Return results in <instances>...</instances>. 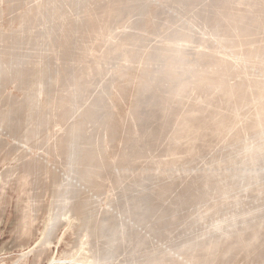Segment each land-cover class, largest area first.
<instances>
[{
  "label": "rangeland",
  "instance_id": "rangeland-1",
  "mask_svg": "<svg viewBox=\"0 0 264 264\" xmlns=\"http://www.w3.org/2000/svg\"><path fill=\"white\" fill-rule=\"evenodd\" d=\"M48 1H54V0H45V2H48ZM55 1H57L56 3H58V6H60L59 8H61L62 7V5H64L63 7H62V14H64V12H65V17L67 18H65V22H63V24L64 23H66L65 25H67V26H73L76 30L77 29H79L80 27L82 28V29H84L83 27H84V24H82V22H83V20H84V22H85V18L83 17V10H84V6L83 5H85V7H86V5L88 6V7H90L91 6V8H101V6H99L100 5V3H103V2H100V3H96V2H98V0H95V1H92L91 0V2H89V1H84L83 3H82V1L81 0H55ZM60 1H61V3H60ZM70 1V2H69ZM72 1V2H71ZM74 1V2H73ZM137 1H139V2H137ZM132 0V2H131V4H130V6H131V10L132 11H130L131 13L128 15L127 13H124L125 11H126V8H124L125 10H123V14L121 15V18L122 19H120V20H118L117 19V21L115 20L114 21V23L111 21V26H112V24H113V26L111 27L110 26V29H111V31L109 30V28H108V30H107V32L108 33H110V34H108L107 33V38H108V36H111V35H113V36H115V34L114 33H116L117 35L118 34H122V35H126L127 33H134V35H135V42L137 43V47H136V50H134V48H133V46L131 47V48H133V50L132 51H130L131 53L132 52H135V54L133 55L134 56V58H133V60H132V62H131V67H127L126 68V70H125V66L123 67V68H121L120 69V72L122 71V73L121 74H123V71L124 72H128V71H130L129 73H128V75L127 76H122V75H119V77H117L116 76V78L112 75L111 76V74L109 75V72L111 73V70L113 71V65L115 64V65H117L118 64V62H119V64L117 65V66H119L120 65V60H117L116 61V63H115V61L114 60H109V62L108 61H106V63L105 62H101L102 63V67L104 68V69H106V70H104L103 68V70L100 68L99 70H100V72L98 71V70H95V71H92L91 72V74L89 75L90 77V82H91V84H89L88 86L90 87H87V88H85V89H83L82 91H79V93L78 92H76V94H74V97L73 96H71L72 97V104L73 105H71L72 107H70V109L68 110L67 109V113H68V115H69V112H71L70 113V116H68L67 115V113H66V111H64V113H65V115H62L63 117H64V119L61 117V118H57L56 117V115H50L49 116V114L50 113H48V110H47V115L45 114V116H43V117H41L40 115H39V111H40V108H41V106L40 105H43L44 107H49L50 105H48V104H51L52 102H50L51 101V99L52 100H54V99H56L57 98V96H61V98L62 97H64V96H67L68 95V91H66L67 90V88H69L68 87V81L65 79V78H61V80L59 81V85H57V83H55V77L52 79V77L54 76V72H56L57 70H61V68H63L62 70L64 71V72H67V71H65V69H69V71L68 72H73V73H75V74H78L76 71L77 70H79L80 68H82V66H80V65H82V64H78L77 63V60L79 59V57H80V59L81 58H83V56L84 55H86V50H92V51H95V53L97 54H101V52H103V51H105L108 47V50L110 49V47H111V42L109 41V42H107V38H102L103 40H99L98 42H94L93 43V41H88V40H91V39H89V38H87V37H89L88 35L87 36H85V34L83 35L82 33V31H80V30H77V31H75L72 35H71V37L73 36V38H71V42H70V44H68V52L66 53V54H62V53H60V51H56V50H54V49H57L58 48V50H59V40L57 39L58 37H61L60 36V32H58L57 30V27L58 26H60V25H62V21L64 20H62V18H60V17H56V18H54V20H52V18H51V16H49L48 17V19H47V17L46 18H44L43 16L44 15H42V14H38L37 12H31V13H29V16L27 15L28 14V10H29V12L32 10V9H34V7H36L38 4H40V3H43L44 1L43 0H0V13H1V15H0V31H2V32H4L2 35H1V32H0V36H3V39L1 40V38L2 37H0V45H2L3 47H0V51L2 52V50L4 51L5 49H7L6 51H4V52H8V53H10V55H12V57L13 58H11V56L9 55V56H7V61L8 60H11L12 62H10L11 63V65H12V63H13V61H14V58L16 59L15 61H17V62H15L14 61V67H12V69L10 70H8L7 71V69L6 70H2V68L5 66H3V63H4V61H2L1 63H0V70H2L3 72H1L0 73V87L1 86H3V87H1L0 88V92H1V96H0V120H1V117H2V113H3V116L10 110V109H12L13 107H15V109H17L15 112V114H14V116H12V117H10L8 120H4V119H7V118H5V116L4 117H2V119L5 121V122H3V120L1 121V122H3V123H1L0 124V131H1V129H2V131L0 132V140H1V138H2V141H0V264H51V262H53L52 264H74L75 262H78L79 264H85V259H84V256H85V254H87L88 256H90V257H93V258H97V261H96V263L97 264H107L108 262V264H124V262H125V264H141L143 261H144V258L146 259V255L147 256H149L148 254H145L146 252H149V250H156L157 249V251H161L162 249V251L163 252H165V254L166 253H168V251H169V253L168 254H166V255H164V256H169V255H171V256H169L168 258L167 257H165L166 259H164L165 261H163V263L162 264H193V263H190V261H188V260H190V259H192L191 257H192V249H197V248H199V249H197V251H196V253L198 252V254L200 255L201 253H202V251H201V248L200 247H202V244H203V241H204V245L207 243V242H211V241H213V240H218V238L220 239V238H222V237H225V234H228V233H232L231 234V237L233 236L234 238H235V235L236 234H233V233H242V231H244V230H246V229H248L249 227H248V225H250L251 227H256L258 224H262L263 226H262V229H261V232L264 234V187H262V183L264 182V152H262V153H260L259 155H258V157L257 158H254V157H249V156H247L246 155V152L244 151V149H243V146H244V143H241V141H237L236 143L235 142H228V144L227 143H223V142H220L219 140H218V138H217V134H215V133H211V129H210V127H213V124L211 125V124H209L208 123V121H206L207 123H208V125H206V128L205 129H207V128H209V129H207V130H205V132H206V134H205V132H203V134H201L199 137L200 138H203V139H200V141H197V143H196V145H195V151H190V150H187L189 147L187 146L188 145V143H186V142H184V144H180L181 146H183V147H181V146H179L178 148H177V151L179 152L180 150V152L179 153H181V154H184V155H182V157H180L178 160H177V162L175 163V164H177L181 159L183 160H181L179 163H178V165H171V166H165L164 165V163H166L165 161H167L169 158H168V155H169V151H167L168 150V148H169V143H171V142H169V135L172 133V131L175 129V119H173L174 117H173V115L172 114H167V115H165V117L166 118H164V120L166 119V121H163L162 119V117H163V115L161 114V112L160 111H158V113H157V117L154 119V123H153V125L152 126H150L149 128L151 129V130H153V131H155L154 133H156V136H153L152 137V139H148V141L144 144V148H145V150H144V148L142 147V149L140 148L139 150H138V152H137V155L140 157L141 155V158H140V160L141 161H139V157H137V160H136V162H135V165L134 164H132V166H130V167H128V168H125V167H123L122 166V169L120 168V165H119V167H115L114 169L112 168H110V170L108 169V171H104V178L102 177V179L100 180L101 182H100V186H99V188H96L95 187V183L93 184V183H91V184H89L86 180H84V173L82 174V169H84V166H83V164H81L80 162L82 161V159H81V157H82V155H83V153H84V151H85V147H86V145H85V143H83V146L82 145H78L77 144V146L78 147H80V149L77 147V146H75L74 147V145H75V143H78V141L81 139L80 137H74V136H71L72 137V139H71V137L69 138V136L70 135H67V136H65L66 134H64V133H66L68 130H69V128H70V126H71V124H72V122L73 121H75V119L77 120V118L76 117H78L79 118V116L80 115H78V113L79 112H82V110L84 111V109H85V107L87 108L88 106H90V104H92V103H94V102H92V100L93 101H97L98 99L100 100V102L101 103H103V104H106V99H105V96L103 97V98H97L100 94H102V95H104V93H105V91L106 90H110V86H109V84H114V86H115V88H114V90H112L111 89V92H113V94H112V97H113V99L115 100V120H116V122H117V124H118V126H117V132H115L116 134H112L113 136H107V138H105L106 139V150H105V156L108 158V160L109 161H114V160H116V161H118V160H120L122 157H121V154L122 155H124V154H126L127 153V151H129L130 150V148H132V145H131V142H134V141H131V137H132V132L134 131V125L133 124H135L134 122L132 123V120H131V118H129V115H131L132 114V112L134 113V111H137L138 113H142L140 116H142V117H144L145 118V116L146 115H144V113H145V111H144V108H146V106H145V103H144V101H146V98H145V100H144V97H146L145 95L146 94H144V96H142L143 95V93H141V91H142V89H144V86H143V83H141L140 84V81H142V78H143V76H141L142 75V72L144 71V68H146V62L148 61V57L150 58V55H153V53H154V48H155V45H157V44H159L161 41H164V40H166L167 38H169V35L168 34H170L169 32H170V30L172 29V30H174L175 29V26L177 25H180L179 27L181 28H184V32L186 33V34H184L185 35V37H184V40L186 41L185 43H187V46L185 47V50L186 51H188V52H186V53H184V55H188V54H190V55H188L189 57H194L195 55H193V51L195 50V48L194 47H198V46H200L201 44L202 45H205V46H209V47H211V48H213V50L215 51V50H218V51H224L225 52V50H226V52L229 50V45H231V43L233 42V41H235V40H242L241 39V37L246 41V43L249 45H254L255 47H259L260 45H264V28H259V27H257L256 26V24L254 23V24H252L253 23V18H252V15H256L257 17H260V18H262L261 16H260V14L261 13H264V9L263 8H260L261 6L260 5H257L259 8H255V10H256V12H255V10H254V7L253 8H251L252 7V5H250L252 2H250V0H242V1H244V2H248V4L249 5H247V6H244V5H241L238 9H244V8H251L250 9V11H248L247 13H245L244 15V18L242 19V20H239V18L236 16H233V14L231 13V10H233V9H231V10H229L230 8H229V6H230V3H231V1H233V0H222V2H221V0L219 1V0H191L190 2H192V1H195V2H193V7L195 6V4H196V6L193 8V13H189V12H187V11H183V12H180L178 9H176L175 7L176 6H178L179 5V2H180V0H145V1H142V0ZM142 3H141V2ZM179 1V2H178ZM223 1H225V2H223ZM228 1H230V2H228ZM260 1H262L263 3H264V0H260ZM15 2V3H14ZM22 2V3H21ZM31 2H33V3H36V4H33V3H31ZM68 2H69V4H68ZM76 2H78L77 4H75ZM136 2V3H135ZM152 2V3H151ZM159 2H161V3H159ZM173 2H174V4L175 3H177V5L175 6L174 4H173ZM189 2V3H190ZM206 2V3H205ZM208 2V3H207ZM220 2V5H221V8H219L218 6H219V3ZM228 2V3H227ZM65 3V4H64ZM75 4V5H73V4ZM82 3V4H81ZM86 3V4H85ZM93 5H92V4ZM95 3V4H94ZM134 3V4H133ZM139 3V4H138ZM145 3V4H144ZM150 3V4H149ZM167 3H170V4H167ZM182 3V2H181ZM185 3V2H184ZM225 3H226V6H225ZM22 4V5H21ZM33 4V5H32ZM91 4V5H90ZM99 4V5H98ZM106 3H104L103 5H105ZM138 4V5H137ZM166 4V5H165ZM202 4V5H201ZM204 4V5H203ZM210 4V5H209ZM214 4H216V6L214 5ZM218 4V5H217ZM227 4H228V6H227ZM232 4H233V2H232ZM231 4V5H232ZM9 5V6H8ZM12 5V6H11ZM29 5V6H28ZM34 6V7H32V6ZM36 5V6H35ZM66 5V6H65ZM98 5V6H97ZM102 5V6H103ZM148 5V6H147ZM165 6V8H164V6ZM172 5H173V7H174V10L172 9ZM209 5V7H207ZM11 6V7H10ZM67 6H69V7H67ZM79 6V7H78ZM146 6V7H145ZM162 6V7H161ZM200 6V7H199ZM212 6V7H211ZM222 6H224L225 8H223L222 9ZM256 5H255V7H257ZM10 7V8H9ZM72 7V8H71ZM75 7V8H74ZM83 7V8H82ZM145 7V8H144ZM160 7H161V9H160ZM171 7V8H170ZM205 7H207L206 9L208 10L207 11V14L205 13V12H202L203 10H204V8ZM15 8V10H13ZM31 8V9H30ZM77 8V9H76ZM83 10H82V9ZM133 8H135V9H133ZM136 8H137V10H138V12H137V10H136ZM197 8V9H196ZM9 9V10H8ZM11 9H12V11H11ZM65 9H67V10H65ZM71 9V10H70ZM73 9V10H72ZM75 9V10H74ZM79 9V10H78ZM140 9V10H139ZM147 9V10H146ZM162 9H164L163 11H162ZM169 9V10H168ZM199 9V10H198ZM218 9H220V14H219V11H217ZM221 9L222 10H224V11H221ZM17 10H18V12H17ZM26 10V11H25ZM81 10V11H80ZM96 10H98V9H96ZM134 10V11H133ZM141 10H142V12H143V14H142V12H141ZM168 10V11H167ZM171 10V11H170ZM194 10H196L197 11V13L194 11ZM228 10V11H227ZM78 11V12H77ZM83 11V12H82ZM95 11V10H94ZM128 11V10H127ZM137 13H136V12ZM147 11V12H146ZM160 11V12H159ZM162 11V12H161ZM165 11H167V12H165ZM179 13H178V12ZM230 11V13H228ZM11 12V13H10ZM47 12V11H46ZM45 12V13H46ZM71 12H73V13H71ZM75 12V13H74ZM77 12V13H76ZM170 12V13H169ZM172 12H173V14H172ZM177 12V13H176ZM202 12V13H201ZM236 12V11H235ZM255 12V14H253ZM16 13V14H15ZM18 13H20V14H18ZM22 13H23V15H22ZM25 13V14H24ZM44 13V14H45ZM79 13H81V14H79ZM136 13V14H135ZM169 13V14H168ZM183 13H184V16H183ZM187 13H189L191 16H193L191 19L189 18V17H191L189 14H187ZM252 13V14H251ZM12 14V15H11ZM17 14H18V17H17ZM31 14V15H30ZM47 14V13H46ZM67 14H69V16H71V17H69ZM78 15V16H76V15ZM127 14V16H125ZM133 14H135V15H137L138 14V17H136L135 15L134 16H132L131 17V15H133ZM142 14V15H141ZM159 14V15H158ZM176 14H178L177 16H176ZM180 14V15H179ZM217 14V15H216ZM224 14H226V15H224ZM27 16L26 18H27V20L25 19V21H23L24 20V18H25V16ZM37 15V16H36ZM38 15H40V16H38ZM42 15V16H41ZM48 15V14H47ZM76 16V18L77 17H79V18H75V16ZM81 15V16H80ZM142 16V17H140V16ZM169 15V16H168ZM173 15V16H172ZM175 15V16H174ZM186 15V16H185ZM199 15V17H202V20H203V22L206 24V31H204L203 29H200V28H198V26H194V31L196 32L195 33V35L193 34V33H190V32H188V31H186V30H188L187 28H188V26L190 27V30H191V28H192V24L190 25L189 24V20H191L192 21V19L193 20H195L194 19V17H197V16ZM216 15V17H214ZM220 15V16H219ZM224 15V16H223ZM232 15V16H231ZM9 16H11V20H10V17ZM15 16V17H14ZM20 16V17H19ZM24 16V17H23ZM31 16H32V18H31ZM36 18V20H34L35 18ZM53 16V15H52ZM73 16V17H72ZM169 17V18H167V17ZM172 16V17H171ZM182 16V17H181ZM187 16H189V17H187ZM221 16H223V17H221ZM17 17V18H16ZM39 17H40V19H39ZM81 17V18H80ZM128 17V18H127ZM130 17V18H129ZM136 17V18H135ZM160 17V18H159ZM171 17V18H170ZM184 17V18H183ZM227 17H229V18H227ZM254 17V16H253ZM16 18V19H15ZM22 18V19H21ZM77 20H75V19ZM134 20H133V19ZM141 18H143V20L141 19ZM173 18V19H172ZM188 20H186V19ZM213 18V19H212ZM221 18H225V19H221ZM233 18H235V19H233ZM32 20V22H35L34 23V26H32V22L30 21V20ZM51 21H50V20ZM56 19V20H55ZM69 19V20H68ZM125 19V21H123ZM126 19H128L127 21H126ZM137 19V20H136ZM138 19H139V21H138ZM140 19L142 20V23L144 24V30H143V28H142V30L137 26V24L136 23H138V22H141L140 21ZM183 21H182V20ZM209 19V20H208ZM233 19V20H232ZM43 20H45V21H43ZM49 20V21H48ZM75 20V21H74ZM136 20V21H135ZM205 20V21H204ZM211 20V21H210ZM217 20L219 21V24H218V22H217ZM224 20V21H223ZM229 22V24L231 25L232 24V26H230L229 24H228V22ZM232 20V21H231ZM237 20V21H236ZM254 20H255V18H254ZM13 21V22H12ZM23 21V22H22ZM37 21V22H36ZM121 21V22H120ZM131 21V22H130ZM134 21V23H132ZM138 21V22H137ZM162 21V22H161ZM166 21V22H165ZM177 21V22H176ZM246 21H248V25L246 24L245 25V22ZM23 24H22V23ZM26 22V23H25ZM40 22H41V24H42V26H41V24H40ZM69 22H70V24H69ZM83 22V23H84ZM130 22V23H129ZM164 22V23H163ZM176 24H175V23ZM185 22V23H184ZM187 22V23H186ZM193 22V21H192ZM225 23V24H223V23ZM230 22H232V23H230ZM234 22V23H233ZM241 22H243L242 23V25H241ZM29 23L31 24V25H29ZM37 23H38V25H39V27H38V25H37ZM55 23H57V26H56V24ZM60 23V24H59ZM81 23V24H80ZM120 23V24H119ZM128 23V24H127ZM180 23V24H179ZM214 23H216V24H218V25H216V24H214ZM220 23H222L221 25H220ZM22 24V25H21ZM24 24H26V25H24ZM28 24V25H27ZM47 24V25H46ZM59 24V25H58ZM117 24V25H116ZM182 24V25H181ZM211 24V25H210ZM226 24H228L227 26H225ZM245 26H244V25ZM37 25V26H36ZM45 25V26H44ZM48 25L51 27H48ZM130 27H129V26ZM165 25V26H164ZM215 27H214V26ZM222 25H223V27H222ZM239 25V27H240V30L242 31V29H243V26H244V28H245V31H243V33H240L241 35H244V36H239V34H238V36L237 37H240V38H236V37H234L233 38V36L235 35V33H234V29H235V27L234 26H238ZM19 26H20V28H19ZM21 26H22V28H21ZM25 26H27V27H25ZM32 26V27H31ZM52 26H53V28H55V29H52ZM83 26V27H82ZM125 26H127V28L125 27ZM184 26V27H183ZM186 26H187V28H186ZM209 26V27H208ZM218 26H219V31L220 32H218V30H217V28H218ZM30 27V28H29ZM42 27V28H41ZM43 27H45V28H43ZM125 27V28H124ZM131 27H133V29H128V28H131ZM171 27V28H170ZM173 27V28H172ZM178 27V28H179ZM199 27H203V26H200L199 25ZM213 27V29H211ZM225 27H227V28H225ZM230 27V28H229ZM232 27V28H231ZM248 27V28H247ZM6 28V29H5ZM14 30H13V29ZM19 28V29H18ZM23 28H25V29H23ZM33 28H36V31H35V29H33ZM38 28V29H37ZM47 28V29H46ZM59 28V27H58ZM68 28V27H67ZM112 28H114V29H112ZM134 28H137V29H135L134 30ZM177 28V27H176ZM41 29V32L39 31ZM57 29V30H56ZM125 29H127V31L125 30ZM199 29V30H198ZM215 29H216V32H215ZM223 29V30H222ZM228 31H227V30ZM18 30V31H17ZM22 30H23V32H22ZM25 30V31H24ZM29 30H30V32H29ZM31 30H33V31H31ZM45 30H47V32H45ZM55 30H56V32H55ZM117 30V31H116ZM120 30V31H119ZM125 32H124V31ZM141 30V31H140ZM158 30H159V32H158ZM10 31H14L15 33H12V32H10ZM43 31V32H42ZM51 31V33L53 34V35H51V33L48 35V33ZM80 31V32H79ZM116 31V32H115ZM122 31H123V33H122ZM128 31H130V32H128ZM133 31V32H132ZM200 33H199V32ZM205 33V34H207L206 36H205V34H203V32ZM210 34H212L213 35V39H214V44L212 43L213 41H210L211 43H209V41L207 40V37L208 36H210V35H208L209 33ZM222 31H225L224 32V34H223V32ZM233 31V32H232ZM7 32H9L8 34H7ZM19 32V33H18ZM22 32V34H21V38H20V33ZM29 34H28V33ZM31 32H33V34L31 33ZM114 32V33H113ZM118 32V33H117ZM135 32H136V34H135ZM140 34H139V33ZM252 32V33H251ZM12 33V34H11ZM42 33V34H41ZM57 33V34H56ZM125 33V34H124ZM221 33V34H220ZM231 33V34H230ZM11 34V37H9V35ZM19 34V36L17 37V35ZM26 34V35H25ZM44 34V35H43ZM47 34V35H46ZM74 34H76V35H74ZM79 34H81V35H79ZM139 36H138V35ZM196 34H198V35H196ZM219 34V35H218ZM229 36H228V35ZM251 34H253V35H251ZM8 35V37L7 38H5L6 36ZM14 35V36H13ZM16 35V36H15ZM24 35H25V37H24ZM34 35H36V36H34ZM122 35H120L121 37H122ZM137 35V36H136ZM171 35V34H170ZM200 35H202V36H200ZM218 35V36H217ZM224 35V36H223ZM227 35V36H226ZM28 36H30V37H28ZM39 36V37H38ZM44 37L43 38V41H42V38L41 37ZM86 38H85V37ZM148 36V37H147ZM152 36V37H151ZM187 36V37H186ZM189 36V37H188ZM205 36V37H204ZM14 37V38H13ZM35 39H34V38ZM46 37H47V39H46ZM53 37H54V39H53ZM84 37V38H83ZM151 37V38H150ZM159 37V38H158ZM162 37V38H161ZM215 37V38H214ZM262 37V38H261ZM11 38V39H10ZM16 38H18V39H22V40H24L23 42L22 41H20V40H17ZM24 38H29V39H24ZM33 38V39H32ZM38 38V39H37ZM49 38V39H48ZM76 38V39H75ZM81 38H82V40L83 41H80L81 40ZM111 38H115V37H112L111 36ZM110 38V39H111ZM136 38H139V39H136ZM154 38V39H153ZM188 38V39H187ZM206 38V39H205ZM225 38V39H224ZM10 39V40H9ZM15 40V41H13V40ZM46 39V40H45ZM73 39V40H72ZM79 39V40H78ZM86 39H88V40H86ZM109 39V40H110ZM142 39V40H141ZM148 39H149V41H152V43L150 42L149 43V41H148ZM150 39H152V40H150ZM163 39V40H162ZM196 39V40H195ZM9 40V41H8ZM12 40V41H11ZM38 40V42H36ZM50 40H52V42L53 41H55V42H51ZM140 40V41H139ZM159 42H158V41ZM169 40V39H168ZM189 40H190V42H189ZM192 40V41H191ZM7 43H5V42ZM12 42V44H9V43H11ZM26 41V42H25ZM29 41V42H28ZM34 41V42H33ZM76 41V42H75ZM79 41V42H78ZM147 41V42H146ZM167 41V40H166ZM188 41V42H187ZM203 41V42H202ZM2 42H3V44H2ZM19 42H21V44L19 43ZM41 42V43H40ZM58 42V43H57ZM79 43V45H78V43ZM82 42H84V43H82ZM87 44H86V43ZM192 42V43H191ZM20 45H19V44ZM28 45L29 43H31L32 44V46L30 45H26V44ZM46 43V44H45ZM49 43V44H48ZM53 44V47L51 48L50 47V45L51 44ZM73 43V44H72ZM92 43V44H91ZM108 43V44H107ZM110 43V44H109ZM144 43V44H143ZM201 43V44H200ZM224 43V44H223ZM5 44V45H4ZM16 44V45H15ZM34 44V45H33ZM38 44V45H37ZM86 44V46H84ZM106 44V45H105ZM140 44V45H139ZM143 44V45H142ZM145 44L146 45H148V46H145ZM195 44V45H194ZM221 44V45H220ZM8 45V46H7ZM10 45V46H9ZM22 45V46H21ZM37 45V46H36ZM41 47H40V46ZM48 45V46H47ZM56 45H57V47H56ZM71 45V46H70ZM73 45V46H72ZM80 45H82V46H80ZM89 45H90V47H89ZM142 45V46H141ZM193 45V46H192ZM211 45V46H210ZM213 45V46H212ZM218 46V47H216V46ZM248 45H247V47H248ZM47 46V47H49V49H48V51H47V49L45 48V47ZM92 46V47H91ZM104 46H105V48H104ZM108 46V47H107ZM144 46V47H143ZM225 46H227V47H225ZM9 47H11L10 49L11 50H13V51H11L10 49H9ZM15 47V48H14ZM19 47V48H18ZM20 47H22V48H20ZM26 47V48H25ZM31 47V48H30ZM35 49H34V48ZM40 47V48H39ZM42 47H44V48H42ZM70 47H73V50L70 48ZM80 48V49H78V48ZM86 47V48H85ZM103 47V48H102ZM107 47V48H106ZM138 47H140V48H138ZM154 47V48H153ZM221 47V48H220ZM5 48V49H4ZM19 50H18V49ZM25 48V49H24ZM29 48L31 49V50H29ZM36 48H38V49H36ZM52 50H51V49ZM101 48V49H100ZM130 48V49H131ZM141 49V50H139L138 51V49ZM17 49V50H16ZM22 49V50H21ZM26 50L25 52H24V50ZM40 49V50H39ZM42 49V50H41ZM46 49V50H45ZM81 49H82V51H81ZM85 49V50H84ZM258 49H260L261 51H262V53L264 52V48H258ZM45 50V51H44ZM52 52H51V51ZM76 50V53H72V52H74ZM200 50V49H199ZM11 51V52H10ZM19 51H21V52H19ZM27 51L28 52H32V54L34 55V57H33V55H31V53H29V54H27ZM33 51H34V53H33ZM37 53H36V52ZM42 51V52H41ZM79 51H81V52H79ZM85 51V52H84ZM261 51H260V53H259V55L260 54H262L261 53ZM13 52V53H12ZM16 52V53H15ZM18 52V53H17ZM24 52V53H23ZM39 52V53H38ZM44 52V54H42ZM59 52V53H58ZM71 52V53H70ZM84 52V53H83ZM48 53V54H47ZM50 53H54L53 54V56H55V57H53L52 56V54H50ZM17 54V55H16ZM27 56H26V55ZM50 54V55H49ZM58 54V55H57ZM22 55H23V57H22ZM41 55V56H40ZM44 55V56H43ZM49 56V57H47V56ZM71 55H72V57H71ZM75 55H76V57H75ZM79 55H81V56H79ZM83 55V56H82ZM264 55V54H263ZM15 56H18V57H15ZM32 56V57H31ZM38 56V57H37ZM44 58H43V57ZM58 56V57H57ZM28 57V58H27ZM31 57V58H30ZM41 57H42V62H44V63H42L40 66H39V68H33V64L32 63H35L34 61L37 59L38 61H36V62H40L41 61ZM52 57L54 58V60L55 61H53V59H52ZM64 57V58H63ZM78 57V58H77ZM186 57V56H185ZM201 56H198L197 58H200ZM1 58V57H0ZM10 58V59H9ZM40 58V59H39ZM76 58V59H75ZM87 58V57H86ZM204 58V59H203ZM210 58V57H209ZM263 58H264V56H263ZM13 59V60H12ZM22 59V60H21ZM31 59H33L32 60V62H30V60ZM61 59V60H60ZM79 59V60H80ZM203 59V60H202ZM26 62H25V61ZM28 60V61H27ZM49 60V61H48ZM63 60V61H62ZM71 60V61H70ZM200 60L201 61H207V59L205 58V57H201L200 58ZM1 61V60H0ZM19 61V62H18ZM51 61V62H50ZM56 61H59V62H56ZM62 61V62H61ZM66 61V62H65ZM73 61H75L74 63H73ZM87 61H88V59H87ZM112 61H114V62H112ZM200 61V62H201ZM210 61V60H209ZM209 61H207V62H209ZM228 61H230L229 62V66H227L228 68L231 66V64L232 63H234V64H236L237 62H236V57L235 56H233V55H230V57L228 58ZM20 62H22V63H20ZM47 63V64H46ZM50 63H51V65H50ZM71 63H73V64H71ZM91 62H89V63H87V64H90ZM107 63H109V64H111V65H109V64H107ZM19 64V65H18ZM28 64H29V67H28ZM47 67V68H49L46 72H47V76H45V78H44V81H42V80H39L40 78H38L39 76H38V74H37V76H36V70H43L42 68H44L45 66ZM53 64H54V66H53ZM58 64V65H57ZM60 64V65H59ZM66 66H65V65ZM68 64V65H67ZM74 64H75V66H74ZM76 64H77V66H76ZM93 64H95V63H93ZM16 65H18V67L19 66H21L20 68H18V67H16ZM23 65H25V66H23ZM64 65V66H63ZM80 67H79V66ZM95 65H97V64H95ZM104 65V66H103ZM108 65H109V67H108ZM114 65V66H115ZM228 65V64H227ZM31 66V67H30ZM50 66V67H49ZM69 66V67H68ZM71 66V67H70ZM98 66V65H97ZM117 66H115L116 68H117ZM29 69H28V68ZM55 67V68H54ZM75 67H77V68H75ZM79 67V68H78ZM99 67V66H98ZM112 69H111V68ZM114 67V68H115ZM242 67H244V66H242ZM24 68V69H23ZM26 68V69H25ZM30 68L32 69V70H34L33 71V73L31 74L30 72H32V70H30ZM57 68V69H56ZM72 68V69H71ZM109 68V70H107ZM53 69V70H52ZM76 71H75V70ZM123 69V70H122ZM15 70H17L16 72L13 71ZM26 70V71H25ZM28 70V71H27ZM102 70V71H101ZM10 71V72H9ZM12 71V72H11ZM36 71V72H35ZM52 71V72H51ZM106 72V74H105V72ZM264 70H263V67H261L260 66V63L258 62V63H256V70L254 71V77H257V75L259 76V77H262V72H263ZM4 72H6V76H5V73ZM8 72H9V74H8ZM19 72V73H18ZM22 72V73H21ZM23 72H25V73H23ZM35 72V73H34ZM64 72H63V74H64ZM94 72V73H93ZM98 72V74L100 75V77H101V79L100 78H98L99 77V75L97 74V76H96V73ZM11 73V74H10ZM13 73V74H12ZM19 76H16V74ZM27 73H29V74H27ZM38 73V72H37ZM104 73V74H103ZM2 74V75H1ZM33 74H35V75H33ZM51 74V75H50ZM95 74V75H94ZM196 75L195 76H197V77H199L200 76V74L201 73H199L198 72V74L197 73H195ZM102 75H105L104 77H106V80H105V78H103V76ZM108 75V76H107ZM188 75V74H187ZM193 75V74H192ZM4 76H5V78H4ZM11 76V77H10ZM22 76H28L27 77V79H26V77H24L25 78V80H23L24 78L22 77ZM30 76V77H29ZM32 76V77H31ZM93 76V77H92ZM111 76V77H110ZM121 76H122V78H121ZM195 76H192L191 77V79H190V81L191 80H193V78L195 79L196 77ZM4 79H3V78ZM7 77L9 78V79H7ZM13 77H14V79H13ZM16 77V78H15ZM34 77H35V79H34ZM50 77V78H49ZM112 78V79H114L113 81H111L112 79H108V78ZM187 77V76H186ZM1 78H2V80L3 81H1ZM11 78H12V80H11ZM29 78V79H28ZM36 78H37V80H36ZM48 78V79H47ZM97 78V79H96ZM119 78V79H118ZM217 78H219V80H218V82L220 81V80H222L223 82L225 81V82H231V80L229 79V77H228V75L226 76V75H224V76H222V77H217ZM221 78H223V79H221ZM224 78H226V79H224ZM8 81H7V80ZM32 79H34V80H32ZM47 79V80H46ZM94 79V80H93ZM103 79V80H102ZM118 79V80H117ZM121 79V80H120ZM244 78H241V77H239L236 81L238 82V83H241V81H243L244 82V80H243ZM14 80V82H12ZM20 80V81H19ZM33 81V82H31V81ZM50 80V81H49ZM51 80L52 81H54L53 83L51 82ZM66 80V81H65ZM92 80V81H91ZM97 80V81H96ZM100 80H102V83H101V81ZM108 80V81H107ZM188 80V79H187ZM10 81V82H9ZM18 81V82H17ZM31 82V83H26V82ZM35 81V82H34ZM38 81H40V82H38ZM47 81V82H46ZM62 81L65 83H63V85L61 84L62 83ZM97 82V85H96V83H94V82ZM111 81V82H110ZM189 81V80H188ZM44 83V84H42V83ZM52 83V84H49V83ZM100 82V83H99ZM110 82V83H109ZM114 82V83H113ZM187 82V81H186ZM234 82V81H233ZM5 84V85H1V84ZM26 83V84H25ZM87 83V82H86ZM108 83V84H107ZM16 84V85H15ZM17 84L18 85H20V86H17ZM39 84V85H38ZM42 84V94H41V96H40V98H39V100L37 101L38 102V104H37V102H35L38 106H36V104L35 103H33V101H31L30 100V95L31 94H34V92H36L40 87H38V86H40ZM47 84H49V85H47ZM54 84V85H53ZM96 85V87H95V85ZM24 85H25V88H24ZM37 85V86H36ZM44 85V86H43ZM47 85V86H46ZM51 85V86H50ZM100 85V86H99ZM106 85V86H105ZM14 86H17V87H14ZM21 86H22V88H21ZM46 86V87H45ZM50 86V87H49ZM56 86V87H55ZM58 86V87H57ZM65 86V87H64ZM142 86H143V88H142ZM5 87V88H4ZM32 87H34V89L32 88ZM50 89H49V88ZM55 90V89H57V88H59V89H57V90H53L52 88ZM94 89H93V88ZM108 87V88H107ZM19 88V89H18ZM20 88H21V90H20ZM38 88V89H37ZM44 88V89H43ZM47 88V89H46ZM66 88V89H65ZM95 88H98V89H95ZM102 88V89H101ZM106 88V89H105ZM3 90V92H2V90ZM24 91H23V90ZM45 89H46V91H45ZM104 89H105V91H104ZM28 90V91H27ZM44 90V91H43ZM49 92H48V91ZM50 90H51V92H50ZM53 90V91H52ZM63 90V91H62ZM65 90V91H64ZM91 90H93V91H91ZM101 90V91H100ZM141 90V91H140ZM187 90H189V89H187ZM187 90L186 89H180V90H174V93L172 94V100H173V102H174V104L176 105L175 107H176V109H180L179 107H181L179 104V101H180V99L182 98L181 96H183L184 95V97L186 96V94H187ZM7 91V92H6ZM27 91V92H26ZM30 91V95H28L29 92ZM34 91V92H33ZM38 91H40V90H38ZM63 93H62V92ZM84 91V92H83ZM91 91V92H90ZM53 92H56V93H53ZM65 92H67V93H65ZM80 92H82V93H80ZM98 92H100V93H98ZM6 93V94H5ZM26 93V94H25ZM28 93V94H27ZM220 93V92H219ZM218 92H217V94H216V97H217V99H220V97H222L221 96V93L219 94ZM11 96H10V95ZM24 94V95H23ZM52 94V95H51ZM63 96H62V95ZM66 94V95H65ZM80 94V95H79ZM95 94V95H94ZM22 95V96H21ZM77 95V96H76ZM92 97H91V96ZM218 95V96H217ZM7 96V98L5 99V97ZM9 96V97H8ZM13 96V98H11ZM17 96V98H15ZM79 96H81V97H79ZM94 96V97H93ZM97 96V97H96ZM101 96V95H100ZM140 96V97H139ZM142 96V97H141ZM21 97V98H20ZM24 97V98H23ZM29 97V103L28 102H26ZM49 97V98H48ZM76 97V98H75ZM79 97V98H78ZM87 97V98H86ZM1 98L3 99V100H1ZM27 100H26V99ZM60 98V97H59ZM84 98V99H83ZM86 98V99H85ZM88 98H90L89 99V101L88 102H86L87 101V99ZM95 98V99H94ZM137 98H139V100L137 99ZM9 99H11V101L9 100ZM18 99H21V100H18ZM24 99V100H23ZM46 99V100H45ZM74 99V100H73ZM80 99V101H78V100ZM101 99H103V100H101ZM144 100V101H142V100ZM17 100V101H16ZM84 100V101H83ZM105 100V101H104ZM187 100V99H186ZM186 100H184V101H186ZM8 101V102H7ZM14 101V102H13ZM16 101V102H15ZM18 101H19V103H18ZM31 101V102H30ZM7 102V103H6ZM12 102V103H11ZM39 102H41V103H39ZM82 104H81V103ZM91 102V103H90ZM139 103V105H138V103ZM140 102H142V103H140ZM191 102V104L189 103V104H187V107L186 108H188V106L191 108V107H193L192 106V102L193 101H190ZM10 103V104H9ZM17 103V104H16ZM24 104V106H23V104ZM47 103V105L45 106V104ZM80 104V105H78V104ZM83 103H84V105H83ZM87 103H90V104H87ZM144 103V104H143ZM228 103V102H227ZM226 102H225V105H226V108L227 109H229V108H231L232 109V107H233V105H231L230 103H228L227 104ZM3 106H2V105ZM6 104V105H5ZM15 106H14V105ZM22 104V105H21ZM33 104H35V105H32ZM102 104V105H103ZM143 104V105H142ZM5 105V106H4ZM9 105V106H8ZM19 105V106H18ZM26 105H27V107H26ZM30 105V106H29ZM78 105V106H77ZM139 107H138V106ZM179 105V106H178ZM191 105V106H190ZM11 106H13V107H11ZM38 107L36 110H37V112L35 113L34 111V113L33 112H31V111H28V110H31L33 107ZM42 106V107H43ZM78 107L77 109L75 108V107ZM134 106H136V107H134ZM143 108H142V107ZM2 107V108H1ZM6 107V108H5ZM24 107V108H23ZM30 107V108H29ZM82 107V108H81ZM133 107V108H132ZM197 107H199V106H197ZM8 108H9V110H8ZM27 108V110H24V109H26ZM75 108V109H74ZM84 108V109H83ZM136 110H135V109ZM140 108H141V110H140ZM1 109H3V110H1ZM4 109H6V111L4 110ZM23 109V110H22ZM38 109H39V111H38ZM73 111H75V112H73ZM19 110V111H18ZM81 110V111H80ZM139 110H140V112H139ZM178 110H176V111H178ZM182 110V109H181ZM23 111V112H22ZM27 111V112H26ZM78 111V112H77ZM183 111H184V109H183ZM211 111V110H210ZM231 111V110H230ZM6 112V113H5ZM30 112L31 113H33L32 115H34V117H35V121L34 122H36L37 123V125H35V126H31V125H29V123L31 122V118H29V115L28 114H30ZM50 112V111H49ZM144 112V113H143ZM160 112V113H159ZM179 112H181V111H179ZM245 112V111H244ZM212 113H213V111H212ZM81 114V113H80ZM129 114V115H128ZM185 114V113H184ZM214 114V113H213ZM8 115V114H7ZM6 115V116H7ZM21 115V116H20ZM72 115V116H71ZM77 115V116H76ZM128 115V117H126ZM144 115V116H143ZM159 115V116H158ZM169 115H170V117H169ZM41 118H40V117ZM68 116V117H67ZM15 117H16V119H15ZM25 117H26V119H25ZM28 117V118H27ZM38 117V118H37ZM52 117H55V118H53L52 119ZM67 117V118H66ZM74 119H72V118ZM46 118H48V119H46ZM126 118H128V119H126ZM160 120H158V119ZM169 118V119H168ZM207 118L208 117H206V118H203L202 117V119L201 118H199L198 117V119H196L195 121H193V122H195V123H197V120H207ZM13 119H15V121L13 120ZM24 119V120H23ZM42 119V120H41ZM63 119V120H62ZM66 119V120H65ZM70 119V120H69ZM168 119V120H167ZM173 119V120H172ZM10 120H12V121H10ZM19 120V121H18ZM26 120V121H25ZM30 120V121H29ZM47 120V121H46ZM51 120V121H50ZM53 120V121H52ZM54 120H55V122H54ZM161 120L163 121V122H161ZM43 122V123H41V122ZM72 121V122H71ZM7 122H8V124H7ZM12 122V123H11ZM15 122V123H14ZM17 122H19L18 124H17ZM25 122H29L28 124L26 123L25 124ZM46 122H47V126H46ZM50 122V123H49ZM62 122V124H60ZM67 122H68V124H67ZM128 124H126V123ZM142 122V121H141ZM157 122H159V123H157ZM23 123H24V125H23ZM65 123H66V125H65ZM139 123V122H138ZM137 123V124H138ZM174 123V124H173ZM6 124H7V126H6ZM12 124H14V125H12ZM42 124V125H41ZM64 124V125H63ZM166 124V125H165ZM13 128V129H11L10 130V126ZM29 125V126H28ZM39 125H41V126H39ZM61 125H63V126H61ZM131 125V126H130ZM132 125H133V129H132ZM147 125V124H146ZM149 125V124H148ZM158 125H160V126H158ZM169 125V126H168ZM4 128H3V127ZM20 126V127H19ZM44 128H43V127ZM46 126V127H45ZM53 126V127H52ZM57 126V127H56ZM127 126V127H126ZM138 126H140V123L138 124ZM157 127V128H155V127ZM17 127V128H16ZM18 127H19V129H18ZM27 127V128H26ZM38 127V128H37ZM41 127V128H40ZM55 127V128H54ZM66 127H68V129L66 128ZM128 128V130H129V132H128V130L126 129V128ZM129 127H130V129H129ZM158 127H160L159 129H158ZM30 128H33V130L35 129L36 130V132L37 133H35V131H33L35 134H36V136H35V134L31 131V133L30 134H32V135H30V137L32 138H34V139H27V132H30ZM50 128V129H49ZM54 128V129H53ZM64 128V131L62 130ZM66 128V129H65ZM125 128V129H124ZM161 128L163 129V132H161L160 133V130H161ZM168 128H170V129H168ZM173 128V129H172ZM5 129V130H4ZM15 129H16V131H15ZM29 129V130H28ZM40 129V130H39ZM41 129H43V130H45L46 129V131H43V130H41ZM51 129H53L52 131H51ZM158 129V130H157ZM166 129V130H165ZM191 129V130H190ZM190 129H188V131H194L193 129H192V127H190ZM5 132H4V131ZM10 130V131H9ZM22 130L26 133H24V132H22ZM61 132H60V131ZM93 130V131H92ZM96 130V129H95ZM94 129H91L90 130V132L92 133L93 132V137H91L90 139L92 140V141H94V142H92L93 144H94V146H95V142L97 141V139L95 138V136L97 135V134H95V136H94V133H97V131L99 132V131H101L102 132V130L101 129H99V130H97V131H95ZM133 130V131H132ZM157 130V131H156ZM8 133H7V132ZM14 131V132H13ZM27 131V132H26ZM166 131V132H165ZM20 132V133H19ZM42 132H43V134H42ZM50 133V135L51 136H53V138H54V140H53V138L49 135V133ZM52 132V133H51ZM56 132H57V134H56ZM59 132V133H58ZM62 132H64V133H62ZM127 132V133H126ZM131 132V133H130ZM211 133V135L210 134H208V133ZM7 133V134H6ZM9 133H12V135L11 134H9ZM14 133V134H13ZM39 133V134H38ZM124 133V134H123ZM126 133V134H125ZM16 134H18V136L16 135ZM20 134H21V136H20ZM24 134V135H23ZM67 134H68V132H67ZM129 134V135H128ZM131 134V135H130ZM213 134V135H212ZM264 134V133H263ZM7 135V136H6ZM25 135H26V137H25ZM39 135V136H38ZM45 135V136H44ZM48 135V136H47ZM56 135L58 136V137H56ZM91 135V134H90ZM165 135V136H164ZM202 135H204L205 136V138L202 136ZM20 136V137H19ZM47 136V137H46ZM51 138H50V137ZM92 136V135H91ZM131 136V137H130ZM3 137H4V139H3ZM18 139H17V138ZM23 137H25V138H23ZM63 137H64V139H63ZM82 137H84V136H82ZM129 138V139H127V138ZM156 137V138H155ZM16 138V139H15ZM39 138V139H38ZM44 138V139H43ZM48 138H49V140H48ZM60 138V139H59ZM67 138V139H66ZM68 138H69V140H68ZM80 138V139H79ZM85 138V137H84ZM155 138V139H154ZM163 138V139H162ZM217 138V139H216ZM257 138V139H256ZM27 139V140H26ZM42 139H43V141H42ZM47 139V140H46ZM57 139V140H56ZM66 139V140H65ZM108 139H110V141H108ZM127 139V140H126ZM205 139V140H204ZM212 139V140H211ZM16 140V141H15ZM20 140V141H19ZM21 140H22V142H21ZM24 140H25V142H24ZM29 140V141H28ZM62 140L64 141H66L67 143L66 144H64L65 143V141L64 142H62ZM70 140L73 142H71L72 144H73V147H72V145H71V143H70ZM76 140V141H75ZM85 139H83V141H84ZM90 140V141H91ZM129 140V141H128ZM159 140V141H158ZM165 140H167V141H165ZM204 140V141H203ZM257 140H259V137H257V135L256 134H251V136H250V138H248V142H251L253 145L254 144H257L256 143V141ZM13 141H14V144H13ZM31 141H33L32 143H30ZM44 141H45V143H44ZM52 141H53V143H52ZM58 141H60V142H62V147L60 146L59 148L61 149V151H60V149L57 147V144H58ZM74 141H75V143H74ZM83 141H79V142H81V144H82V142ZM129 143H128V142ZM131 141V142H130ZM154 141V142H153ZM172 141V140H171ZM260 141L264 144V135H262V138L260 139ZM4 142L5 143H7V144H5L4 145V147H3V145H1L2 143L4 144ZM35 142V143H34ZM43 142V143H42ZM48 142V143H47ZM110 142V143H109ZM127 142V143H126ZM156 142H158V143H156ZM164 142V143H163ZM200 142H202V143H200ZM204 142V143H203ZM212 142H215V143H212ZM217 142H218V145H217ZM19 143V144H18ZM37 143H38V147H37ZM39 143H41V145H43V147L42 146H40V144ZM52 143V144H51ZM123 143V144H122ZM151 143H153V144H151ZM156 143V144H155ZM10 144H13L16 148H13L14 146L13 145H11V146H13V147H11L10 146ZM16 144V145H15ZM18 144V145H17ZM27 144H30L29 146L27 145ZM35 145V146H33V145ZM54 144V145H53ZM70 144V146H68ZM129 146H128V145ZM200 144V145H199ZM209 144V145H208ZM214 144V145H213ZM230 144H232V145H230ZM50 145V146H49ZM112 145V146H111ZM124 145V146H123ZM160 145V146H159ZM199 145V146H198ZM202 145V146H201ZM1 146H2V148H1ZM6 146V147H5ZM20 148H19V147ZM33 146V147H32ZM64 146V147H63ZM128 146V147H127ZM131 146V147H130ZM155 146V148H153V147ZM157 146V147H156ZM166 146H168V147H166ZM185 146V147H184ZM199 148H198V147ZM217 146V147H216ZM220 146H222V149H221V147ZM228 146V147H227ZM9 147H11V148H9ZM25 147V148H24ZM36 147V148H35ZM47 147V148H46ZM51 147V148H50ZM53 147V148H52ZM67 147V148H66ZM68 147H69V149H71V150H69L68 149ZM111 147V148H110ZM151 147V148H150ZM161 147V148H160ZM165 147V148H164ZM216 147V148H215ZM32 148V149H31ZM39 148V149H38ZM44 148V149H43ZM50 148V149H49ZM66 148V149H65ZM76 148V149H75ZM78 148V149H77ZM113 148V149H112ZM147 148V149H146ZM160 148V149H159ZM180 148V149H179ZM204 148V149H203ZM214 148V149H213ZM218 148V149H217ZM14 151H13V150ZM20 149H21V151H20ZM23 149H25V150H27L26 152L23 150ZM42 151H41V150ZM64 149V150H63ZM68 149V150H67ZM72 149H74V150H72ZM127 149H129V150H127ZM150 149H152V150H150ZM157 149V150H156ZM165 149V150H164ZM186 149V150H185ZM203 149V150H202ZM217 149V150H216ZM5 152H4V151ZM47 150H48V152H47ZM56 150V151H55ZM126 150V151H125ZM150 150V151H149ZM201 150V151H200ZM212 150V151H211ZM4 153H2V152ZM12 151V152H11ZM59 151V152H58ZM67 151V152H66ZM69 151V152H68ZM74 151H76V152H74ZM82 151V152H81ZM141 151V152H140ZM190 152V154L186 157V155H185V153L184 152ZM208 153H207V152ZM7 152V153H6ZM38 152V153H37ZM53 152V153H52ZM81 154H80V153ZM153 152H154V154H153ZM155 152H157L156 154H155ZM163 152V153H162ZM165 152H167V153H165ZM196 152H197V154H196ZM214 152V153H213ZM19 153V154H18ZM26 154V155H23V154ZM41 153V156H39V154ZM50 153V154H49ZM54 154V155H52V154ZM68 153H73V155H70V154H68ZM159 153V154H158ZM200 153V154H199ZM232 153V154H231ZM28 154V155H27ZM62 154V155H61ZM63 154H65L64 156H63ZM68 155V159H67V155ZM163 154V155H162ZM180 154V155H181ZM218 154V155H217ZM20 156V158H19V156ZM59 155V156H58ZM75 155H79V157H75ZM143 155L144 156H146L147 157V159H146V157H143ZM153 155V156H152ZM200 155H202L201 157H200ZM204 155V156H203ZM207 155V156H206ZM38 156V157H37ZM56 156V157H55ZM152 156V157H151ZM157 156V157H156ZM164 156H166V157H164ZM170 156V155H169ZM210 156H212V157H210ZM17 157V158H16ZM35 157V158H34ZM73 157V159H71ZM121 157V158H120ZM154 157H156V158H154ZM185 157V158H184ZM19 158V159H18ZM22 158V159H21ZM23 158H24V162L22 161L23 160ZM43 158V159H42ZM45 158V159H44ZM60 158V159H59ZM148 158H149V160H148ZM209 158V159H208ZM21 159V160H20ZM36 159V160H35ZM67 160L68 161V164H67V161L65 162V160ZM71 159V160H70ZM75 159V160H74ZM80 159V160H79ZM166 159V160H165ZM184 159H185V161H184ZM191 159V160H190ZM197 159V160H196ZM223 159V160H222ZM17 160V161H16ZM19 160V161H18ZM25 160H26V162H25ZM28 160L30 161V162H28ZM34 160V161H33ZM55 160H56V162H55ZM59 160V161H58ZM63 160V161H62ZM77 160V161H76ZM79 160V161H78ZM148 160V161H147ZM161 161V166L159 167V168H162L161 170H158V171H160V172H158V171H156V172H154L153 170H152V168H153V164L151 163V161L153 162V161ZM165 160V161H164ZM189 160V161H188ZM260 160V161H259ZM11 161V162H10ZM32 161L34 162V163H32ZM36 161V162H35ZM192 161V162H191ZM206 161V162H205ZM19 162V163H18ZM29 164H28V163ZM54 162V163H53ZM80 164V166L78 165V163ZM148 162V163H147ZM150 162V163H149ZM181 162H183V163H185L186 162V164H181ZM201 162V163H200ZM30 163H32V164H30ZM49 163V164H48ZM58 163H59V165H58ZM77 163V164H76ZM193 163H197L196 165L195 164H193ZM206 165H205V164ZM18 164V166H15V165H17ZM116 164V163H115ZM114 164V165H115ZM140 164H142V165H140ZM149 164V165H148ZM199 164V165H198ZM201 164V165H200ZM210 164V165H209ZM42 167H41V166ZM50 165H52V166H50ZM65 165H67V166H65ZM139 165H140V167H139ZM145 165H147V170L148 171H146V168H145ZM181 165V166H180ZM184 165H186V166H184ZM61 168H60V167ZM70 166V167H69ZM73 166H75V167H73ZM77 166V167H76ZM112 166H113V164H112ZM164 166H165V168H164ZM182 166H183V168H182ZM190 166V167H189ZM195 166V167H194ZM202 166H204V167H202ZM135 167V168H134ZM156 167H157V165H156ZM187 167V168H186ZM49 168V169H48ZM56 168V169H55ZM58 168H59V170H58ZM68 168V169H67ZM141 168L143 169V170H141ZM174 168H177V169H174ZM189 168V169H188ZM192 168V169H191ZM203 168H205V169H203ZM7 169H9V171L7 170ZM26 169V170H25ZM61 169V170H60ZM64 169H67L66 171L64 170ZM120 169V170H119ZM123 169H125V170H123ZM132 169H134V170H132ZM138 169H140V170H138ZM144 169H145V171H144ZM182 169V170H181ZM51 170V171H50ZM56 170L58 171V172H56ZM72 170V171H71ZM74 170V171H73ZM119 171V172H117V171ZM126 170H127V172H126ZM178 170V171H177ZM183 170H185L184 171V174H181V173H183ZM187 170H188V172H187ZM194 170V171H193ZM203 170V171H202ZM52 172V174L51 173H49V172ZM64 171V173H66V174H64V173H62ZM109 171H111V172H109ZM137 171V172H136ZM142 173H141V172ZM174 171H175V173H174ZM180 171H181V173H180ZM200 171V172H199ZM205 171V172H204ZM263 171V176L261 175V172ZM13 172V173H12ZM54 172V173H53ZM72 172H73V174H72ZM76 172V173H75ZM124 172H126V173H124ZM135 172V173H134ZM147 172V173H146ZM179 172V173H178ZM187 172V173H186ZM250 172V173H249ZM253 172V173H252ZM4 173H6V174H4ZM113 173V174H112ZM117 173V174H116ZM130 173V174H129ZM160 173V174H159ZM171 173H173V174H171ZM178 173V174H177ZM197 173V174H196ZM39 174V175H38ZM43 174V175H42ZM81 174V175H80ZM114 174H116V176L114 175ZM119 174V175H118ZM128 174H129V177H128ZM134 174V175H133ZM148 174V175H147ZM153 174H155V175H153ZM169 174H170V176H169ZM177 174V175H176ZM201 176H200V175ZM214 174H216L217 175V177H216V179L217 180H219L220 182H218V184H217V180L214 182V183H212V184H215V185H217V186H219V188H215L214 189V191H213V189H212V191L213 192H210V193H207V194H205L204 196H202V198L200 199V198H198V196H199V192L200 191H202V190H204V186L206 187L207 186V184H210V185H212L211 183H208L207 182V180H209L210 178H213L214 177ZM259 174V175H258ZM38 175V176H37ZM62 176L63 175V178L65 179L66 177V179L64 180L63 178H61L60 179V176ZM71 175H73V176H71ZM83 175V176H82ZM133 175V176H132ZM138 175V176H137ZM142 175V176H141ZM145 175V176H144ZM178 175H180V178H182L183 176H184V178H182V179H180L179 178V176ZM188 175V176H187ZM189 175H190V177H189ZM238 175V176H237ZM37 176V177H36ZM47 176V177H46ZM78 176V177H77ZM123 176V177H122ZM144 176V177H143ZM155 177V178H153V177ZM182 176V177H181ZM192 176H194V177H192ZM196 176H198V177H196ZM209 176V177H208ZM42 177V178H41ZM53 177V178H52ZM57 179H56V178ZM117 179V181H116V179ZM118 177H121V178H118ZM128 177V178H127ZM140 177H142V178H140ZM146 177V178H145ZM149 177V178H148ZM153 179H152V178ZM158 177V178H157ZM161 177V178H160ZM170 177V178H169ZM206 177V179L204 180V178ZM41 178V179H40ZM125 178V179H124ZM132 178V179H131ZM180 179V181H179V179ZM189 178V179H188ZM190 178H191V181H190ZM193 178V179H192ZM199 178V179H198ZM51 179V180H50ZM54 179V180H53ZM59 179V180H58ZM113 179V180H112ZM124 179V180H123ZM129 179V180H128ZM142 179H144V181L142 180ZM146 179V180H145ZM41 180L43 181V182H41ZM46 180V182H44ZM50 180V181H49ZM75 180V181H74ZM79 182H78V181ZM81 180V181H80ZM86 182H84V181ZM116 181V183H115V181ZM119 180V181H118ZM122 180H123V182H122ZM134 180V181H133ZM139 180V181H138ZM141 180V181H140ZM156 182H155V181ZM163 180H164V182H163ZM187 180H189V181H187ZM194 180H196V181H194ZM236 180V181H235ZM252 180H253V182H252ZM37 181V182H36ZM53 181V182H52ZM57 181H59V182H57ZM70 181V182H69ZM128 183V184H126V182ZM131 181V182H130ZM142 181H143V183H142ZM146 181V182H145ZM150 181V182H149ZM162 181V182H161ZM174 183H173V182ZM183 181V182H182ZM199 181H201L200 183H199ZM83 182V183H82ZM123 184H122V183ZM141 182V183H140ZM145 182V183H144ZM153 182V183H152ZM172 184H171V183ZM183 184H182V183ZM186 182V183H185ZM204 182V183H203ZM255 182V183H254ZM33 183V184H32ZM37 183H39V185H41V187L37 184ZM45 183V184H44ZM66 183V184H65ZM81 183V184H80ZM103 183H105V185L103 184ZM119 183H121L120 185H117V184H119ZM130 183V184H129ZM158 183L161 185V186H165V184L167 183V185L165 186V187H167L168 188V190L167 191H165L164 193H162V192H160L159 193V191H157V192H153L154 191V189L156 188L157 189V186H159L160 187V185H158ZM162 183H163V185H162ZM179 183V184H178ZM188 183L189 184H191V185H189L188 186ZM207 183V184H206ZM36 184V185H35ZM58 184H60V185H58V187H57V185ZM61 184H63V185H61ZM83 184V185H82ZM86 184V185H85ZM136 184H137V186H136ZM142 184V185H141ZM168 184H171V186L170 185H168ZM174 184V185H173ZM185 184V185H184ZM198 184V185H197ZM33 185L35 186L34 188H33ZM81 185V186H80ZM88 185V186H87ZM121 185H123L122 187H126V189L124 188L123 190H122V187H121ZM130 185V186H129ZM134 187V188H132V186ZM138 185H140V186H138ZM177 185H179V186H177ZM184 185V186H183ZM194 185H196V186H194ZM202 185V186H201ZM37 186V187H36ZM39 186V187H38ZM60 186V187H59ZM74 186V187H73ZM86 186V187H85ZM89 186H90V188H89ZM116 186V187H115ZM120 187V188H118V187ZM147 186V187H146ZM150 186V187H149ZM153 186V187H152ZM180 186H181V188H180ZM183 186V187H182ZM191 186L193 187V188H191ZM201 188H200V187ZM43 187V188H42ZM46 189H45V188ZM48 187V188H47ZM51 187V188H50ZM80 187V188H79ZM81 187H83L82 189H81ZM94 187V188H93ZM127 187H129V188H127ZM140 187H141V189H140ZM146 187V189H144ZM179 187V188H178ZM187 187V188H186ZM262 187V188H261ZM36 188V189H35ZM37 188H39L40 190L38 191V189ZM74 188V189H73ZM85 188V189H84ZM102 188V189H101ZM118 190H117V189ZM130 188H132V190L130 189ZM137 189V192L135 191L134 192V190H136ZM176 190V191H174V189ZM177 188V189H176ZM194 188H195V190H194ZM45 189V190H44ZM76 189V190H75ZM82 190V193H81V190ZM128 189H129V191H128ZM138 189H139V191H138ZM149 189V190H148ZM152 189V190H151ZM159 189V188H158ZM171 189V190H170ZM179 189H181V190H179ZM192 189H193V191L195 192L196 190L198 191V192H195L194 193V198H191V197H193L192 195H193V193H191V192H193L192 191ZM202 189V190H201ZM224 189V191L225 190H228V196H227V198L225 197V194L223 195V192H222V190ZM35 190H37V191H35ZM42 190V191H41ZM49 190H51V192L49 191ZM59 190V192H57ZM73 190V191H72ZM80 190V191H79ZM86 190V191H85ZM115 190H117L118 191V193H116L117 191H115ZM119 190H121V191H119ZM124 190H126L125 192L126 193H124ZM141 190V191H140ZM144 190V191H143ZM172 190H173V192H172ZM217 190V191H216ZM53 191H54V193H53ZM69 191V192H68ZM74 191H75V193H74ZM85 193H84V192ZM101 191V192H100ZM149 191V192H148ZM153 193H152V192ZM182 191V192H181ZM184 191V192H183ZM187 191V192H186ZM190 191V192H189ZM242 193H241V192ZM35 192H37V193H35ZM73 192V193H72ZM78 192V193H77ZM99 192V193H98ZM104 192V193H103ZM121 194H120V193ZM135 193L134 195H132L133 193ZM142 192H144V193H142ZM146 192V193H145ZM172 192V193H171ZM221 192V193H220ZM33 193V194H32ZM43 193V194H42ZM59 193V194H58ZM79 193H81V194H79ZM122 193H124V194H122ZM127 193H129L128 195H127ZM141 193V194H140ZM151 193V194H150ZM156 193H158V194H156ZM162 193V194H161ZM170 193V194H169ZM182 193V194H181ZM185 193V196L187 197L188 195H189V197L188 198H186V197H184V194ZM214 194V195H212V194ZM219 193V194H218ZM236 193H238V194H236ZM239 193H241V194H239ZM248 193V194H247ZM39 194V195H38ZM41 194V195H40ZM71 194V195H70ZM89 194V195H88ZM120 194V195H119ZM126 194V195H125ZM140 194V195H139ZM146 194V195H145ZM153 194V195H152ZM160 194V195H159ZM192 194V195H191ZM231 194V195H230ZM234 194V195H233ZM43 195V196H42ZM79 195V196H78ZM83 195V196H82ZM88 195V196H87ZM116 195V196H115ZM131 195V196H130ZM140 198V200H139V198L137 197V196ZM152 195V196H151ZM156 195V196H155ZM169 195V196H168ZM172 195V196H171ZM180 195H182L181 197H180ZM191 195V196H190ZM198 195V196H197ZM220 195V196H219ZM248 195H249V197H248ZM33 196H34V198H33ZM86 196H87V198H86ZM114 196V197H113ZM124 198H126V199H124ZM134 197L133 199L134 200H132L131 201V199H129V197ZM142 196V197H141ZM146 196V197H145ZM174 196V197H173ZM179 196V197H178ZM255 196V197H254ZM43 197V198H42ZM82 197H83V199H82ZM114 198V201H116V202H114L113 201V199L112 198ZM117 197H121V199L120 198H118L117 199ZM170 197L171 198H173V199H170ZM184 197V198H183ZM197 197V198H196ZM206 197H208L207 199H205ZM219 199H218V198ZM230 197V198H229ZM240 197H241V200H240ZM251 197V198H250ZM38 198H40V201L42 202V203H40V201H39V199ZM56 198V199H55ZM77 198H79V200H77ZM86 198V200H84ZM149 198V199H148ZM225 198V199H224ZM55 199V200H54ZM81 199V200H80ZM89 199V200H88ZM120 199V200H119ZM142 199V200H141ZM180 199H187V200H180ZM196 200V201H194V200ZM198 199V200H197ZM205 201H204V200ZM208 199H209V202H208ZM217 199H218V201H217ZM250 199V200H249ZM255 199V200H254ZM83 200V201H82ZM118 200H119V203H118ZM122 200H123V204H124V206H123V204H121L122 203ZM130 200V201H129ZM139 200V201H138ZM159 200H160V202H159ZM180 200V201H179ZM237 200H239V201H237ZM243 200H244V202H243ZM79 201V202H78ZM127 201H128V204H127ZM152 201V202H151ZM184 201H186V202H188V203H183ZM191 201H193V202H191ZM201 201H204L203 203H201ZM232 201V203H230ZM57 202V203H56ZM60 202V203H59ZM76 202V203H75ZM83 204H82V203ZM86 202V203H85ZM108 202V203H107ZM133 202V203H132ZM138 202V203H137ZM151 202V203H150ZM181 203L182 205L184 204L185 205V207H184V205L183 206H181V207H178L177 209L178 210H176L175 208H176V205H177V203ZM190 202V203H189ZM206 202V203H205ZM234 202V203H233ZM237 202V203H236ZM40 203V204H39ZM53 203V204H52ZM59 204L58 206L57 205H54V204ZM78 203V204H77ZM80 203V204H79ZM115 203H117V204H115ZM135 203V204H134ZM164 203V204H163ZM179 203V204H180ZM195 203V204H194ZM198 203H201V204H198ZM210 203V204H209ZM241 203V204H240ZM43 204V205H42ZM65 204H66V206H65ZM77 204V205H76ZM112 204L114 205V206H112ZM137 204V205H136ZM150 206H149V205ZM180 204V205H181ZM186 204H188L187 206H186ZM190 204V205H189ZM193 204V205H192ZM212 204H218L216 207L217 208H215V210H214V212H215V214H214V212H212V214H211V212H207V214L206 213H204V212H202V211H204V209L206 210V208L208 207V206H210V205H212ZM233 204V205H232ZM52 205V206H51ZM54 205V206H53ZM83 205V206H82ZM86 205V207H84ZM121 205V207H119ZM127 205H128V207H127ZM130 205H132L131 207H130ZM140 205V206H139ZM219 205H220V207H219ZM232 205V206H231ZM57 206V207H56ZM73 206H75V207H73ZM81 206V207H80ZM151 206H154V207H151ZM164 206H165V208H164ZM167 206V207H166ZM202 206V207H201ZM229 206V207H228ZM47 208V209H45V208ZM54 207V208H53ZM55 207H56V209H55ZM72 207V208H71ZM84 207V208H83ZM112 207V208H111ZM123 207V208H122ZM135 207V208H134ZM138 207H139V209H138ZM142 207V209H144L143 211H144V213L142 212V209H140ZM148 207V209L146 210V208ZM155 207H156V209H155ZM161 207V208H160ZM186 207H187V210H186ZM200 207V208H199ZM232 207V208H231ZM249 207V208H248ZM40 208V209H39ZM43 208H44V210H43ZM53 208V209H52ZM78 208H82L80 211H78L79 209ZM103 208H105V209H103ZM114 208V209H113ZM116 208H117V210H116ZM123 209L122 211L120 210V209ZM129 208H131V210L129 209ZM134 208V209H133ZM151 209V211H150V209ZM165 210H164V209ZM173 208H174V210H173ZM190 208V209H189ZM192 208V209H191ZM194 208V209H193ZM195 208H196V211H192V210H195ZM203 208V209H202ZM225 208H226V210H225ZM228 208H229V210H228ZM230 208H231V210H230ZM237 208V209H236ZM252 208H254V209H252ZM258 208V209H257ZM51 209V210H50ZM63 209V210H62ZM72 209H74V210H72ZM77 209V210H76ZM103 209V210H102ZM126 209H128V210H126ZM138 209V210H137ZM153 209V210H152ZM183 209V210H182ZM200 209H202V210H200ZM221 209L223 210V211H221ZM236 209V210H235ZM249 209H251V210H249ZM47 210V211H46ZM61 210H62V212H61ZM72 210V211H71ZM104 210H105V212H107V213H105L104 212ZM137 210V211H136ZM140 210V211H139ZM155 210V211H154ZM161 210V211H160ZM182 210V211H181ZM190 210V214L188 213V211ZM201 212H200V211ZM259 210V211H258ZM59 211V212H58ZM78 211V212H77ZM86 213H84V212ZM117 213H116V212ZM120 211V213H118ZM126 211H128V212H126ZM159 211V212H158ZM163 211V212H162ZM218 211H220V212H218ZM227 211H229V213H226ZM248 211H249V215H244V214H246V213H248ZM34 212H36V214L34 213ZM50 212V213H49ZM52 212V213H51ZM56 212V213H55ZM71 212H74L73 214L71 213ZM75 212H77V213H75ZM82 212H83V214H82ZM122 212H124V213H122ZM128 214V215H126V213ZM134 212H137V213H134ZM143 213V214H141V213ZM149 212V213H148ZM155 214H154V213ZM175 212V213H174ZM177 212H179V213H177ZM184 212V213H183ZM187 212V213H186ZM192 212V213H191ZM194 212H198L199 214H197V217L195 216L196 215V213H195V215H192V214H194ZM246 212V213H245ZM92 213V214H91ZM106 215V216H104V214ZM131 213H132V215H131ZM153 213V214H152ZM163 213V214H162ZM167 213V214H166ZM182 213V214H181ZM209 213V214H208ZM226 213V214H225ZM238 213V214H237ZM252 213H254V214H252ZM66 214V215H65ZM74 215V216H76L75 218H73L74 216H72V215ZM80 215L79 217H78V215ZM83 216H82V215ZM100 214V215H99ZM110 214H113V215H110ZM121 214H122V216H121ZM126 216H128V217H126ZM130 214V215H129ZM134 214V215H133ZM140 214H141V216H140ZM149 214V215H148ZM157 214V215H156ZM159 214V215H158ZM161 214L162 215H165V221L163 220L162 221V223H164V224H162L161 222H158L157 221V217H161ZM178 214H179V217H178ZM181 214V215H180ZM187 214V215H186ZM201 214V215H200ZM222 214V215H221ZM35 215H37V216H35ZM64 215V216H63ZM115 217V220H114V218H112L111 219V217ZM116 215V216H115ZM120 215V216H119ZM135 215H137V216H135ZM151 215V216H150ZM174 215H176L175 217H176V219H175V217L173 218V216ZM189 215H191V216H189ZM221 215V216H220ZM60 216V217H59ZM88 216V217H87ZM90 216L92 217V216H94V217H92V218H90ZM99 216H100V219H99ZM103 216H104V219H103ZM118 216V217H117ZM148 216V217H147ZM166 216H167V218H166ZM168 216H169V218H168ZM172 216V217H171ZM183 218H181V217ZM188 216V217H187ZM195 216V217H194ZM200 216V217H199ZM242 216V217H241ZM85 217V218H84ZM105 217H106V219H105ZM109 217V218H108ZM124 217V218H123ZM130 217V218H129ZM131 217H133L132 219H131ZM139 218L138 220H137V218ZM140 217H143V218H140ZM147 217V218H146ZM150 217V218H149ZM187 217V218H186ZM190 217V218H189ZM199 217V218H198ZM201 217H203V218H201ZM214 217V218H213ZM216 217V218H215ZM221 217H222V219H221ZM238 218V219H235V218ZM36 218V219H35ZM56 218V219H55ZM78 218H79V220H78ZM82 218V219H81ZM102 218V219H101ZM127 219V222H126V219ZM129 218V219H128ZM136 218V219H135ZM153 219V221H151L152 219ZM174 219V221H173V219ZM187 220H186V219ZM195 218V219H194ZM198 220H197V219ZM205 218V219H204ZM208 218V219H207ZM225 218V219H224ZM229 218V219H228ZM242 218V219H241ZM245 218V219H244ZM247 218V219H246ZM54 219H55V221H54ZM57 219H58V221H57ZM78 221H77V220ZM85 219V220H84ZM97 219V220H96ZM117 219H122V220H117ZM124 219H125V221H124ZM132 221H131V220ZM133 219H134V221H133ZM144 219H146L148 222H146V220H145V222L143 223V221H144ZM151 219V220H150ZM156 219V220H155ZM172 219V220H171ZM193 219V221L194 222H190V220H192ZM210 219V220H209ZM80 220H82V222L80 221ZM117 220V221H116ZM130 220V221H129ZM169 220V221H168ZM172 222H171V221ZM175 220H176V222H175ZM189 220V221H188ZM209 220V221H208ZM229 220V221H228ZM63 221V222H62ZM94 221V222H93ZM100 223H99V222ZM115 221V225L117 224V228L115 227L114 228V222ZM155 221H156V223H155ZM181 221V223H179ZM183 221V222H182ZM184 221H188V222H185L184 223ZM200 221L203 223H200ZM53 222V223H52ZM62 222V223H61ZM80 222H81V224L83 223V226L80 224ZM91 222V223H90ZM112 222V223H111ZM121 222V223H120ZM126 223L127 224V226H129L130 228H131V226L133 225L134 226V228L132 227L131 228V230L134 232V230H135V234H137V232L139 233H142V234H137L138 236H140V238L142 239L143 238V236H144V239L146 240L145 241V245L143 244L140 248H139V251L140 252H137L136 254L137 255H142L141 257L140 256H138L139 257V260H138V257L137 258H135V256H137V255H135L134 254V256H132V255H129V254H132V252L134 251V250H130V249H134L133 248V246H127V248H125L126 246H124V248H122V247H120L119 246V243H117V242H114L113 243V245H112V248H111V250L110 249H108L109 247H108V242L110 243V241H113V239L114 240H116V238H114V236L115 237H117V234H118V231H119V228L118 227H120V225L121 224H123V223ZM168 222V223H167ZM190 222V223H189ZM196 222V223H195ZM209 223V224H207V223ZM55 223V224H54ZM59 223H61V224H59ZM96 223V224H95ZM102 223V224H101ZM111 223V224H110ZM124 223V224H125ZM130 223H135V224H130ZM136 223H138V224H136ZM139 223H141V224H143V227H142V225L141 226H139ZM148 223H149V226H148ZM151 223L152 224H154V226H156V227H154L153 225H151ZM157 223H159L158 225H157ZM180 225H179V224ZM194 223V224H193ZM258 223V224H257ZM78 224V225H77ZM130 224V225H129ZM146 225V227H145V225ZM168 224V225H167ZM177 224V225H176ZM181 224H183V226H181ZM189 224H191V225H189ZM192 224L194 225V226H192ZM197 224H199V225H197ZM252 224V225H251ZM56 225H58L57 226V228L55 227ZM98 225H100V226H98ZM119 225V226H118ZM138 225V226H137ZM166 226V227H164V226ZM186 225H188L187 227H189V228H184V226H186ZM209 225V226H208ZM217 225V226H216ZM220 225V226H219ZM48 226V227H47ZM52 226V227H51ZM76 226V227H75ZM82 226V227H81ZM98 226V227H97ZM105 226V227H104ZM138 228H137V227ZM148 226V227H147ZM177 226V227H176ZM179 226V227H178ZM195 226H199V228L198 227H195ZM213 226V227H212ZM49 227H51V229L49 228ZM72 227V228H71ZM81 227V228H80ZM110 227V229H108ZM135 227H136V229H135ZM139 227L141 228V230L139 229ZM168 227V228H167ZM172 227V228H171ZM203 227V228H202ZM207 227H209V228H207ZM76 228V229H75ZM78 228H80V229H82L81 230V233H80V229L78 230ZM84 228V229H83ZM91 228V229H90ZM96 228H97V230H96ZM99 228V229H98ZM158 228V229H157ZM164 228V229H163ZM170 228V229H169ZM173 228H175V229H173ZM184 228V229H183ZM202 230H201V229ZM205 228V229H204ZM47 229V230H46ZM49 229V230H48ZM88 229H90L91 231H89V232H91L90 233V237H89V242L90 243H83V241L86 239V234L88 233ZM113 229H115V230H113ZM143 229V230H142ZM148 229V230H147ZM150 229V230H149ZM152 229V230H151ZM156 229V230H155ZM178 229H182V230H179V232L181 233L180 235H182V236H180L179 235V232H177L178 231ZM207 229V230H206ZM211 231H210V230ZM52 230V231H51ZM163 230V231H162ZM166 230V231H165ZM168 230V231H167ZM176 230V231H175ZM188 230H190V231H188ZM192 230H195L194 232L192 231ZM241 230V231H240ZM250 230V229H249ZM248 230V232H244L245 234H244V236H248L249 235V231ZM49 231H51V232H49ZM53 231H55V232H53ZM77 231V232H76ZM79 231V232H78ZM84 231H86V232H84ZM96 231H97V233H96ZM111 231H112V233H114V235H112V234H110L111 233ZM115 231V232H114ZM146 231V232H145ZM152 231H153V233H152ZM158 231V232H157ZM161 231V232H160ZM185 231V232H184ZM188 231V232H187ZM106 232V233H105ZM110 232V233H109ZM148 232H150L149 234H148ZM156 234H155V233ZM168 232V233H167ZM183 232V233H182ZM212 232V233H211ZM44 233V234H43ZM48 233V234H47ZM51 233V234H50ZM76 233V234H75ZM79 233H80V235H79ZM160 233V234H159ZM162 233V234H161ZM178 233V234H177ZM194 233V234H193ZM196 233H199V234H197L196 235ZM211 235H210V234ZM247 233V234H246ZM55 234V235H54ZM98 234H99V236H98ZM146 234V235H145ZM148 234V235H147ZM153 234H154V236H153ZM172 234H173V237H171L172 236ZM174 234L176 235V237L174 236ZM206 235L203 239H202V235ZM47 235H48V237H47ZM76 235V236H75ZM83 235V236H82ZM106 235H108V237L106 236ZM143 235V236H142ZM158 235H159V237H158ZM162 235H166V236H162ZM178 235V236H177ZM193 235V236H192ZM213 235V236H212ZM218 235V236H217ZM52 236H53V238H52ZM80 236V237H79ZM98 236V237H97ZM107 238L106 240H105V237ZM111 236V237H110ZM149 236H151V238L149 237ZM152 236H153V238H152ZM157 236V237H156ZM160 236H161V238H160ZM183 236H185V237H183ZM195 236V237H194ZM199 236H201V238L199 237ZM211 236V237H210ZM217 236V237H216ZM220 236V237H219ZM237 236H238V234H237ZM236 236V237H237ZM104 237V238H103ZM111 238V239H108V238ZM165 237V238H164ZM169 239H168V238ZM178 237V238H177ZM208 237V238H207ZM210 237V238H209ZM78 238H79V241H78ZM93 239V240H91V239ZM157 238V239H156ZM163 238V239H162ZM171 238H172V240H171ZM183 238V239H182ZM186 238V239H185ZM190 238H192V239H190ZM194 238V239H193ZM196 238V239H195ZM197 238H199V239H197ZM42 239V240H41ZM76 241H75V240ZM104 239V240H103ZM149 241H148V240ZM154 239H156V240H154ZM161 239V241H159ZM177 239L179 240V242L177 241ZM182 239V240H181ZM188 239L190 240V241H188ZM207 240V239H209L208 241H206L205 242V240ZM48 240V241H47ZM81 240V241H80ZM91 240V241H90ZM153 240V242L151 243V241ZM167 240V241H166ZM171 240V241H170ZM173 240H175V241H173ZM184 240V241H183ZM192 240H193V242L194 243H196V242H198V243H196V245L198 246V247H195V244H193V242H192ZM195 240V241H194ZM196 240H198V241H196ZM203 240V241H202ZM41 241V242H40ZM47 241V242H46ZM93 241V242H92ZM107 241V242H106ZM188 241V242H187ZM202 241V242H201ZM231 241V240H230ZM230 241H228V242H230ZM43 242V243H42ZM49 242V243H48ZM76 242L78 243V246H77V244H76ZM102 242H104V244L102 243ZM106 242V243H105ZM181 242V243H180ZM228 242H226L225 244H224V246L226 245V244H228ZM23 243V244H22ZM42 243V244H41ZM81 243V244H80ZM103 245H102V244ZM169 243V244H168ZM170 243L171 244H173V245H170ZM178 245H177V244ZM190 245H189V244ZM21 244V245H20ZM44 244V245H43ZM115 244V245H114ZM147 244L149 245V244H151V245H149V246H151V247H147ZM177 246V247H175V245ZM185 245L184 246V248L182 247V248H180V246H182V245ZM74 245V246H73ZM102 245V246H101ZM258 245H260V243L259 244H257L256 245V247L258 246ZM43 246V247H42ZM73 246V247H72ZM114 246V247H113ZM118 246V247H117ZM158 246V247H157ZM165 246H167V247H165ZM194 246V247H193ZM41 247V248H40ZM45 247V248H44ZM78 247V248H77ZM89 247V248H88ZM102 247V248H101ZM105 247V248H104ZM146 247H147V250H146ZM161 247V250H159V248ZM172 247V248H171ZM190 247V248H189ZM191 247H192V249H191ZM256 247H254V248H256ZM33 248V249H32ZM73 248V249H72ZM83 248V249H82ZM92 248V249H91ZM100 248H101V250H100ZM118 248H120V249H118ZM172 249V251L173 252H170L171 251V249ZM175 248V249H174ZM177 248V249H176ZM178 248H180L179 250H178ZM259 248V251H260V253L262 252V253H264V247L262 248V246L260 245V246H258L257 247V249ZM30 249H31V251H30ZM38 249V250H37ZM45 249V250H44ZM72 249V250H71ZM86 251H85V250ZM102 249H103V251H102ZM117 249V250H116ZM122 249V250H121ZM129 249V250H128ZM141 249H142V251H141ZM165 249V250H164ZM166 249H168V251H166ZM263 249V250H262ZM33 250H35V251H33ZM44 250V251H43ZM78 250V251H77ZM90 250V251H89ZM98 251V253H97V251ZM120 250V251H119ZM126 250V251H125ZM143 250L144 251H146V252H144V255H143ZM28 251H30V252H28ZM73 251H74V253H73ZM95 251H96V253H95ZM99 251H100V253H99ZM106 253H105V252ZM111 251V252H110ZM113 251V252H112ZM118 251V252H117ZM124 251H125V253H124ZM179 251V252H178ZM201 251V252H200ZM28 252V253H27ZM101 252H102V254H101ZM104 252V253H103ZM129 252V253H128ZM258 252V251H257ZM30 253V254H29ZM79 253V254H78ZM81 253V254H80ZM85 253V254H84ZM108 253H113V259L111 258V260L113 261H111V260H109L110 258H107L108 256ZM121 255H120V254ZM139 253V254H138ZM141 253V254H140ZM158 253V252H157ZM172 253V254H171ZM24 254V255H23ZM47 254V255H46ZM119 255V259H118V255ZM124 254V255H123ZM233 254V255H232ZM231 254V256L229 257V255L228 256H221V255H219V256H216V261L214 262V264H264V257L262 258L261 256H259V254H256V253H250L249 251H245V250H243V249H239V250H236L234 253H232ZM27 257H26V256ZM65 255V256H64ZM71 255V256H70ZM74 255V257H72ZM81 255V256H80ZM94 255H95V257H94ZM98 255V256H97ZM105 255V256H104ZM123 255V256H122ZM126 255V256H125ZM23 256H25V257H23ZM67 256H69V257H67ZM128 258V260L125 258ZM78 257V258H77ZM105 257V258H104ZM116 257V258H115ZM121 257V258H120ZM224 257V258H223ZM226 257H229L228 259L226 258ZM135 258V260H133ZM140 258H142V259H140ZM220 258V259H219ZM101 259H104V260H102L103 261V263H101L100 261H101ZM136 259H137V261H136ZM168 259H170V261L168 260ZM68 260V261H67ZM71 260H73V261H71ZM115 260H116V262H115ZM119 260V261H118ZM131 260L133 261V262H131ZM142 260V261H141ZM58 261V262H57ZM61 261V262H60ZM64 261V262H63ZM66 261V262H65ZM123 261V262H122ZM139 261H141L140 263H138ZM168 263H167V262ZM187 261H188V263H187ZM100 262V263H99ZM126 262H128V263H126ZM179 262V263H178ZM186 262V263H185ZM198 263V262H197ZM203 263V262H202ZM144 264V263H143ZM159 264H161V263H159ZM194 264H196V263H194ZM198 264H201V262H199ZM204 264V263H203Z\"/></svg>",
  "mask_w": 264,
  "mask_h": 264
},
{
  "label": "bare ground",
  "instance_id": "bare-ground-1",
  "mask_svg": "<svg viewBox=\"0 0 264 264\" xmlns=\"http://www.w3.org/2000/svg\"><path fill=\"white\" fill-rule=\"evenodd\" d=\"M44 2L43 3H40V4H38L36 7H34V6H32L33 4H36V3H33V2H31V3H33L31 6L32 7H34V9H32L30 12H29V10H28V16H29V13H33V12H37L38 14H42V15H44L43 17L44 18H46L47 17V19H48V17L49 16H51V18H52V20H54V18H56V17H60V18H62V25H60V26H58L57 27V31L58 32H60L59 34H60V36L61 37H58L57 39L59 40L58 42H59V50H58V48L57 49H54V50H56V51H60V53H62V54H66L67 52H68V44H70V42H71V38H73V36L71 37V35L75 32V31H77V30H80V31H82L83 33V35L85 34V36H89V37H87V38H89V39H91V40H88V39H86V40H88L89 42L90 41H93V43L95 42H98L100 39L101 40H103L102 38H107L106 36H107V30H108V28H109V30L111 31V29H110V26H111V21L114 23V21L116 20L117 21V19L118 20H120V19H122L121 18V15L123 14V10H125L124 8H126V11L124 12V13H131L130 11H132L131 10V6H130V4H131V2H132V0H98V2H96V3H100V2H103V3H100V5L99 6H101V8L99 9V8H91V6L90 7H88L87 5H86V7H85V5H83L84 6V12H83V17L85 18V22H84V20H83V22H82V24H84V29H82L81 27L79 28V29H75L73 26H67V25H65L66 23H64L63 24V22H65V12H64V14H62L63 12H62V7L64 6V5H62V7L61 8H59L60 6H58V3H56L57 1H48V2H45V0H43ZM66 1V0H65ZM77 1V0H76ZM82 1V3L85 1V0H81ZM86 1H89V2H91V0H86ZM92 1H95V0H92ZM137 1V0H136ZM142 1H145V0H142ZM149 1V0H148ZM163 1V0H162ZM177 1V0H176ZM191 0H180V2H179V5L178 6H176L177 5V3H175L174 4V2H173V4L176 6L175 8L176 9H180L179 11L180 12H183L184 10L185 11H187V12H189V13H193V8L196 6V4H195V6L193 7V2H195V1H192V2H190ZM197 1V0H196ZM199 1V0H198ZM220 1V0H219ZM70 2V1H69ZM69 2H68V4H69ZM72 2V1H71ZM74 2V1H73ZM137 2H139V1H137ZM141 2V1H140ZM182 2V3H181ZM185 2V3H184ZM190 2V3H189ZM221 2H222V0H221ZM223 2H225V1H223ZM228 2H230V1H228ZM227 2V3H228ZM232 2H233V4H232ZM250 2H252L250 5H252V7L251 8H253L254 7V10H255V8H259L260 6V8H263L264 9V3L262 2V1H260V0H250ZM15 3V2H14ZM22 3V2H21ZM60 3H61V1H60ZM63 3V2H62ZM61 3V4H62ZM78 2H76L75 4H77ZM81 3V4H82ZM104 3H106L105 5H103ZM136 3V2H135ZM142 3V2H141ZM152 3V2H151ZM159 3H161V2H159ZM206 3V2H205ZM208 3V2H207ZM65 4V3H64ZM71 4V3H70ZM69 4V5H70ZM73 4V3H72ZM75 4H73V5H75ZM86 4V3H85ZM92 4V3H91ZM90 4V5H91ZM95 4V3H94ZM134 4V3H133ZM139 4V3H138ZM137 4V5H138ZM145 4V3H144ZM150 4V3H149ZM167 4H170V3H167ZM219 4V8H221V5L223 4H221L220 5V2L218 3ZM217 4V5H218ZM232 4V5H231ZM22 5V4H21ZM93 5V4H92ZM97 5V6H98ZM103 5V6H102ZM166 5V4H165ZM202 5V4H201ZM204 5V4H203ZM210 5V4H209ZM209 5L207 6V7H209ZM215 6H216V4H214ZM224 5V4H223ZM241 5H244V6H247V5H249L248 4V2H244V1H242V0H233V1H231V3H230V6H229V10H231V9H233V10H231V13L233 14V16H237L238 18H239V20H242L243 18H244V14L245 13H247L248 11H250V9L251 8H242L241 10L240 9H238ZM255 5L257 6V5H260L259 7L257 6V7H255ZM9 6V5H8ZM12 6V5H11ZM10 6V7H11ZM29 6V5H28ZM66 6V5H65ZM148 6V5H147ZM164 6V5H163ZM225 6H226V3H225ZM227 6H228V4H227ZM9 7V8H10ZM67 7H69V6H67ZM79 7V6H78ZM146 7V6H145ZM144 7V8H145ZM162 7V6H161ZM161 7H160V9H161ZM200 7V6H199ZM207 7H205L204 8V10L202 11V12H205L206 14H207ZM212 7V6H211ZM217 7V6H216ZM64 8V7H63ZM72 8V7H71ZM75 8V7H74ZM164 8H165V6H164ZM171 8V7H170ZM223 8H225L224 6H222V9ZM31 9V8H30ZM77 9V8H76ZM96 9H98V10H96ZM133 9H135V8H133ZM172 9L174 10V7H173V5H172ZM197 9V8H196ZM221 9V11H224V10H222ZM9 10V9H8ZM13 10H15V8L13 9ZM65 10H67V9H65ZM71 10V9H70ZM73 10V9H72ZM75 10V9H74ZM79 10V9H78ZM95 10V11H94ZM128 10V11H127ZM136 10H137V8H136ZM140 10V9H139ZM147 10V9H146ZM164 9H162V11H163ZM169 10V9H168ZM167 10V11H168ZM199 10V9H198ZM11 11H12V9H11ZM26 11V10H25ZM47 11V12H46ZM81 11V10H80ZM134 11V10H133ZM161 11V12H162ZM167 11H165V12H167ZM171 11V10H170ZM196 13H197V11L196 10H194ZM217 11H219V14H220V9H218ZM226 11V10H225ZM228 11V10H227ZM236 11V12H235ZM13 12V11H12ZM17 12H18V10H17ZM48 14H46V13ZM62 12V13H61ZM78 12V11H77ZM76 12V13H77ZM136 12V11H135ZM137 12H138V10H137ZM136 12V13H137ZM141 12H142V10H141ZM144 12V11H143ZM143 12H142V14H143ZM147 12V11H146ZM160 12V11H159ZM178 12V11H177ZM176 12V13H177ZM201 12V13H202ZM255 12H256V10H255ZM255 12L253 13V14H255ZM11 13V12H10ZM45 13V14H44ZM71 13H73V12H71ZM75 13V12H74ZM135 13V14H136ZM170 13V12H169ZM168 13V14H169ZM179 13V12H178ZM189 13H187V14H189ZM223 13V12H222ZM221 13V14H222ZM228 13H230V11L228 12ZM16 14V13H15ZM18 14H20V13H18ZM18 14H17V17H18ZM25 14V13H24ZM79 14H81V13H79ZM127 14L125 15V16H127ZM128 14V15H129ZM135 14H133V15H131V17L132 16H134ZM141 14V15H142ZM172 14H173V12H172ZM220 14V15H221ZM252 14V13H251ZM0 15H1V13H0ZM12 15V14H11ZM22 15H23V13H22ZM31 15V14H30ZM41 15V16H42ZM53 15V16H52ZM68 16H69V14H67ZM76 15V14H75ZM74 15V16H75ZM159 15V14H158ZM178 14H176V16H177ZM180 15V14H179ZM190 15V14H189ZM217 15V14H216ZM216 15L214 16V17H216ZM219 15V16H220ZM224 15H226V14H224ZM223 15V16H224ZM25 16V15H24ZM23 16V17H24ZM37 16V15H36ZM38 16H40V15H38ZM76 16H78V15H76ZM76 16H75V18H76ZM81 16V15H80ZM136 17H138V14L137 15H135ZM140 16V15H139ZM169 16V15H168ZM173 16V15H172ZM171 16V17H172ZM175 16V15H174ZM183 16H184V13H183ZM186 16V15H185ZM191 16V15H190ZM197 16V15H196ZM223 16H221V17H223ZM232 16V15H231ZM254 16V17H253ZM260 16L262 17V18H260V17H257L256 15H252V18H253V23L252 24H256V26L257 27H259V28H264V13H261L260 14ZM10 17V20H11V16H9ZM15 17V16H14ZM16 17V18H17ZM20 17V16H19ZM27 16H25V18H24V20L23 21H25V19L27 20V18H26ZM34 17V16H33ZM54 17V18H53ZM69 17H71V16H69ZM73 17V16H72ZM135 17V18H136ZM140 17H142V16H140ZM167 17V16H166ZM170 17V18H171ZM182 17V16H181ZM187 17H189V16H187ZM193 16H191V17H189L190 19L192 18ZM15 18V19H16ZM31 18H32V16H31ZM35 18V17H34ZM74 18V19H75ZM77 18H79V17H77ZM76 18V19H77ZM81 18V17H80ZM128 18V17H127ZM130 18V17H129ZM134 18V19H135ZM139 18V17H138ZM160 18V17H159ZM167 18H169V17H167ZM184 18V17H183ZM217 18V17H216ZM227 18H229V17H227ZM254 18H255V20H254ZM22 19V18H21ZM39 19H40V17H39ZM67 19V18H66ZM75 19V20H76ZM133 19V18H132ZM133 19V20H134ZM142 20H143V18H141ZM140 19V21L141 22H138L139 21V19H138V23H136L137 24V26L142 30V28H143V30H144V24L142 23V20ZM173 19V18H172ZM186 19V18H185ZM194 19L195 20H193L192 19V21L191 20H187L188 22H189V24L191 25L192 24V28H191V30H190V27L188 26V28H187V26H186V28L188 29V30H186V31H188V32H190V33H193L194 35H195V31H194V26H198V28H200V29H203L204 31H206V24L203 22V20H202V17H199V15L197 16V17H194ZM213 19V18H212ZM221 19H225V18H221ZM230 19V18H229ZM233 19H235V18H233ZM232 19V20H233ZM30 20V19H29ZM34 20H36V18L34 19ZM50 20V19H49ZM48 20V21H49ZM56 20V19H55ZM69 20V19H68ZM74 20V21H75ZM128 19H126V21H127ZM137 20V19H136ZM135 20V21H136ZM182 20V19H181ZM209 20V19H208ZM231 20V21H232ZM22 21V22H23ZM31 22H32V20H30ZM43 21H45V20H43ZM51 21V20H50ZM77 21V20H76ZM123 21H125V19L123 20ZM183 21V20H182ZM205 21V20H204ZM211 21V20H210ZM224 21V20H223ZM227 21V20H226ZM237 21V20H236ZM13 22V21H12ZM21 22V23H22ZM37 22V21H36ZM121 22V21H120ZM131 22V21H130ZM129 22V23H130ZM162 22V21H161ZM166 22V21H165ZM177 22V21H176ZM217 22H218V24H219V21L217 20ZM228 22V21H227ZM26 23V22H25ZM34 23L35 22H32V26H34ZM132 23H134V21L132 22ZM164 23V22H163ZM175 23V22H174ZM185 23V22H184ZM187 23V22H186ZM223 23V22H222ZM222 23H220V25L222 24ZM230 23H232V22H230ZM234 23V22H233ZM242 23L243 22H241V25H242ZM248 23V21H246L245 22V25ZM23 24V23H22ZM21 24V25H22ZM40 24H41V22H40ZM56 24V26H57V23H55ZM60 24V23H59ZM58 24V25H59ZM69 24H70V22H69ZM81 24V23H80ZM120 24V23H119ZM128 24V23H127ZM176 24V23H175ZM180 24V23H179ZM214 24H216V23H214ZM218 24H216V25H218ZM223 24H225V23H223ZM228 24H229V22H228ZM228 24H226L225 26H227ZM24 25H26V24H24ZM28 25V24H27ZM29 25H31L30 23H29ZM37 25H38V23H37ZM36 25V26H37ZM47 25V24H46ZM117 25V24H116ZM182 25V24H181ZM199 25L200 26H203V27H199ZM211 25V24H210ZM230 25V24H229ZM228 25V26H229ZM244 25V24H243ZM244 25V26H245ZM248 25V24H247ZM31 26V27H32ZM41 26H42V24H41ZM45 26V25H44ZM112 26H113V24H112ZM111 26V27H112ZM129 26V25H128ZM165 26V25H164ZM180 25H176L175 26V29L174 30H170V34H168L169 35V38H167L166 40H164V41H161L159 44H157V45H155V48H154V53H153V55H150V58L148 57V61L146 62V68H144V71L142 72V75L141 76H143V78H142V81H140V84L141 83H143V86H144V89H142V91H141V93H143V95L142 96H144V94H146L145 96L146 97H144V100H145V98H146V101H144V100H142V101H144V103H145V106H146V108H144V111H145V113H144V115H146L145 116V118L144 117H142V116H140L142 113H138L137 111H134V113L132 112V114L131 115H129V118H131V120H132V123L134 122L135 124H133L135 127H134V131L132 132V137L130 138L131 139V141H134V142H131V145H132V148H130V150L129 149H127V150H129V151H127V153L126 154H124V155H122L121 154V159L120 160H118V161H116V160H114V161H109L108 160V158L105 156V150H106V139L105 138H107V136L109 135L110 137L111 136H113L112 134H116L115 132H117V126H118V124H117V122H116V118H115V100L113 99V97H112V94H113V92H111V89L112 90H114V88H115V86H114V84H109V86H110V90H106L105 91V89H104V91H105V93H104V95H102V94H100L97 98H103L104 96H105V99H106V104H103V103H101L100 102V100L98 99L97 101L95 100V101H93L92 100V102H94V103H92V104H90V103H87V104H90V106H88L87 108L85 107V109H84V111L82 110V112H79L78 113V115H80L79 116V118L78 117H76L77 118V120L75 119V121H71L72 122V124H71V126H70V128H69V130L67 131L68 132V134H67V132L66 133H64L65 131H64V128L62 129L64 132H62V133H64V134H66L65 136H67V135H70L69 136V138L71 137V136H74V137H80L79 139V141H83V139H85L83 142H82V144H81V142H79L78 141V143H75V141H74V143H75V145H74V147L75 146H77V144L79 145H82L83 146V143H85V145H86V147H85V151H84V153H83V155H82V157H81V159H82V161L80 162L81 164H83V166H84V169H82V174L84 173V180H86L89 184H91V183H95V187L96 188H99V186H100V180L102 179V177L104 178V171H108V169L110 170V168L112 167L113 169L115 168V167H119V165H120V168L122 169V166L123 167H125V168H128V167H130V166H132V164H134L135 165V162H136V160H137V157H139L138 155H137V152H138V150L141 148L142 149V147L144 148L145 146H144V144L148 141V139H152V137L153 136H156V133H154L155 131H153V130H151L149 127L150 126H152L153 125V123H154V119L157 117L156 115H157V113H158V111H160L161 112V114L163 115V121H166V119L164 120V118H166L165 117V115H167V114H172L173 115V119H175V129L172 131V133L168 136L169 137V142H171V143H169V148H168V150L167 151H169V155H168V160L167 161H165L166 163H164V165L167 167H169V166H171V165H178V163L182 160H180L177 164H175L176 162H177V160L180 158V157H182V155H184V154H181V153H179L178 151H177V148L179 147V146H181L180 144H184V142H186V143H188V149L187 150H190V151H195V145H196V143H197V141H200V139H203V138H200L201 136V134H203V132H205V130H207V129H209V128H207V129H205L206 128V125H208V123L209 124H213V127H210V129L212 130L211 131V133H215V134H217L216 136H217V138H218V140L220 141V142H223V143H227L228 144V142H239V141H241V143H244V146H243V149H244V151L246 152V155L247 156H249V157H254V158H257L258 157V155L260 154V153H262V152H264V144L260 141V139L262 138V135H264L263 133H264V71L262 72V77H259L258 75H257V77H254L253 75H254V71L256 70V63H260V66L261 67H263V70H264V58H263V54H264V52L262 53V51L260 50V49H258V48H264V45H260L258 48L257 47H255L254 45H248L247 43H246V41L241 37V36H244V35H241L240 33H243V31H245V28H244V26H243V29H242V31L240 30V27H239V25L238 26H234L235 27V29H234V33H235V35L233 36V38L234 37H236V38H240L241 37V39L242 40H235V41H233L232 43H231V45H229L228 47H229V50L226 52V50H225V52L224 51H218V50H213V48H211V47H209V46H205V45H202L201 43V45L200 46H198V47H194L195 48V50L193 51L194 53H193V55H195L194 57H189L188 55H190V54H188V55H184V53H186V52H188V51H186L185 50V47L187 46V43H185L186 41L184 40V37H185V35L184 34H186L185 32H184V28H180L179 27ZM206 26V27H205ZM214 26V25H213ZM230 26H232V24L230 25ZM25 27H27V26H25ZM38 27H39V25H38ZM48 27H50L49 25H48ZM68 27V28H67ZM126 28H127V26H125ZM124 27V28H125ZM130 27V26H129ZM177 27V28H176ZM179 27V28H178ZM184 27V26H183ZM209 27V26H208ZM215 27V26H214ZM222 27H223V25H222ZM19 28H20V26H19ZM18 28V29H19ZM21 28H22V26H21ZM30 28V27H29ZM42 28V27H41ZM43 28H45V27H43ZM51 28V27H50ZM171 28V27H170ZM173 28V27H172ZM224 28V27H223ZM225 28H227V27H225ZM230 28V27H229ZM232 28V27H231ZM248 28V27H247ZM6 29V28H5ZM13 29V28H12ZM15 29V28H14ZM13 29V30H14ZM23 29H25V28H23ZM33 29H35V31H36V28H33ZM38 29V28H37ZM47 29V28H46ZM52 29H55V28H53V26H52ZM112 29H114V28H112ZM128 29H133V27H131V28H128ZM135 29H137V28H134V30ZM211 29H213V27L211 28ZM1 30V29H0ZM56 30H55V32H56ZM108 30V31H109ZM126 31H127V29H125ZM138 30V29H137ZM140 30V31H141ZM199 30V29H198ZM217 30H218V32H220L219 31V26H218V28H217ZM223 30V29H222ZM227 30V29H226ZM18 31V30H17ZM25 31V30H24ZM31 31H33V30H31ZM40 32H41V29L39 30ZM79 31V32H80ZM117 31V30H116ZM115 31V32H116ZM120 31V30H119ZM124 31V30H123ZM123 31H122V33H123ZM228 31V30H227ZM1 32V35L4 33V32H2V31H0ZM10 32H12V31H10ZM22 32H23V30H22ZM22 32L20 33V38H21V34H22ZM29 32H30V30H29ZM37 32V31H36ZM43 32V31H42ZM45 32H47V30H45ZM49 32V31H48ZM125 32V31H124ZM128 32H130V31H128ZM133 32V31H132ZM158 32H159V30H158ZM199 32V31H198ZM201 32V31H200ZM199 32V33H200ZM203 32V31H202ZM208 32V31H207ZM215 32H216V29H215ZM223 32V34H224V32L225 31H222ZM233 32V31H232ZM9 32H7V34H8ZM12 33H15L14 31L12 32ZM11 33V34H12ZM19 33V32H18ZM28 33V32H27ZM32 34H33V32H31ZM51 33V31L48 33V35ZM114 33V32H113ZM118 33V32H117ZM139 33V32H138ZM209 33V32H208ZM227 33V32H226ZM225 33V34H226ZM252 33V32H251ZM11 34L9 35V37H11ZM29 34V33H28ZM42 34V33H41ZM54 34V33H53ZM52 33H51V35H53ZM57 34V33H56ZM108 34H110V33H108ZM115 34V36H113V35H111L112 37H115V38H111V36H108V38H107V42H111V47H110V49L108 50V48L105 50V51H103V52H101V54H96L95 53V51H92V50H86L87 52H86V55H82L83 56V58H81L80 59V57H79V59L77 60V63L80 65V64H82V65H80V66H82V68H80L79 70H75L78 74H75V73H71V72H68L69 71V69L67 68V69H65V71H67V72H64L62 69L64 68H61V70H57L56 72H54L55 74H54V76L52 77V79L54 78L55 79V83H57V85H59V81L61 80V78H65L67 81H68V87L69 88H67V90L66 91H68V95L67 96H64V97H62L61 98V96H57V98L56 99H54V100H52L51 99V101L50 102H52L51 104H48V105H50L49 107L47 106V107H44L43 105H40L41 106V108H40V111H39V109H38V111H39V115L41 116V117H43V116H45V114L47 115V110H48V113H50L49 114V116L50 115H56V117L59 119V118H63L64 119V117L62 116V115H65V113H64V111H66V113H67V109L69 110L70 109V107H72L71 105H73L72 104V97L71 96H73L74 97V94H76V92H78L79 93V91H82L83 89H85V88H87V87H89L88 85L89 84H91V82H90V74H91V72L92 71H95V70H98L99 72H100V68L102 69L103 67H102V63L103 62H105L106 63V61H108L109 62V60H114L115 61V63H116V61L117 60H120V65L119 66H117L118 64H119V62H118V64L117 65H115V66H117V68L113 65V71L111 70V73L109 72V75L111 74V76L113 75L115 78H116V76L117 77H119V75H124V76H127L128 75V73L130 72V71H128V72H124L123 71V74H121L122 73V71L120 72V69L121 68H123L124 66H125V70H126V68L128 67H131V62H132V60H133V58H134V54H135V52H130V51H132L133 50V48H134V50H136V47H137V43L135 42V35H134V33H127L126 35H122V34H116V33H114ZM125 34V33H124ZM135 34H136V32H135ZM140 34V33H139ZM203 34H205L204 32H203ZM213 34V33H212ZM212 34H208V35H210V36H208L207 37V40L209 41V43H211L210 41H213L212 43L214 44V39H213V35ZM221 34V33H220ZM224 34V35H225ZM231 34V33H230ZM229 34V35H230ZM238 34H239V36L240 37H237L238 36ZM17 35V34H16ZM15 35V36H16ZM26 35V34H25ZM25 35H24V37H25ZM44 35V34H43ZM47 35V34H46ZM74 35H76V34H74ZM79 35H81V34H79ZM120 35H122V37L120 36ZM138 35V34H137ZM136 35V36H137ZM196 35H198V34H196ZM207 34H205V36H206ZM219 35V34H218ZM217 35V36H218ZM223 35V36H224ZM228 35V34H227ZM226 35V36H227ZM228 35V36H229ZM237 35V36H236ZM251 35H253V34H251ZM14 36V35H13ZM19 36V34L17 35V37ZM34 36H36V35H34ZM84 36V37H85ZM139 36V35H138ZM200 36H202V35H200ZM204 36V37H205ZM0 37H2L1 38V40L3 39V36H0ZM8 37V35L5 37V38H7ZM28 37H30V36H28ZM39 37V36H38ZM45 37V36H44ZM43 36L41 37L42 38V41H43V38H44ZM83 37V38H84ZM148 37V36H147ZM152 37V36H151ZM150 37V38H151ZM187 37V36H186ZM189 37V36H188ZM14 38V37H13ZM31 38V37H30ZM34 38V37H33ZM32 38V39H33ZM86 38V37H85ZM111 38V39H110ZM159 38V37H158ZM162 38V37H161ZM215 38V37H214ZM262 38V37H261ZM11 39V38H10ZM9 39V40H10ZM17 40H20V41H24V40H22V39H18V38H16ZM15 39V40H16ZM24 39H26V38H24ZM27 39H29V38H27ZM26 39V40H27ZM35 39V38H34ZM38 39V38H37ZM46 39H47V37H46ZM45 39V40H46ZM49 39V38H48ZM53 39H54V37H53ZM76 39V38H75ZM110 39V40H109ZM136 39H139V38H136ZM154 39V38H153ZM169 39V40H168ZM188 39V38H187ZM206 39V38H205ZM225 39V38H224ZM8 40V41H9ZM13 40V39H12ZM11 40V41H12ZM15 40H13V41H15ZM73 40V39H72ZM79 40V39H78ZM142 40V39H141ZM150 40H152V39H150ZM163 40V39H162ZM196 40V39H195ZM10 41V42H11ZM51 42H52V40H50ZM56 41V40H55ZM55 41H53V42H55ZM80 41H83L82 40V38H81V40ZM140 41V40H139ZM148 41H149V39H148ZM158 41V40H157ZM192 41V40H191ZM5 42V41H4ZM26 42V41H25ZM29 42V41H28ZM34 42V41H33ZM36 42H38V40L36 41ZM52 42V43H53ZM57 42V43H58ZM76 42V41H75ZM79 42V41H78ZM77 42V43H78ZM147 42V41H146ZM152 43V41H149V43ZM159 42V41H158ZM188 42V41H187ZM189 42H190V40H189ZM203 42V41H202ZM6 43V42H5ZM8 43V42H7ZM6 43V44H7ZM20 44H21V42H19ZM18 43V44H19ZM41 43V42H40ZM82 43H84V42H82ZM86 43V42H85ZM99 43V42H98ZM192 43V42H191ZM2 44H3V42H2ZM9 44H12V42L11 43H9ZM19 44V45H20ZM26 44V43H25ZM31 46H32V44L31 43H29ZM28 44V45H29ZM46 44V43H45ZM49 44V43H48ZM51 44V43H50ZM73 44V43H72ZM87 44V43H86ZM86 44L84 45V46H86ZM92 44V43H91ZM108 44V43H107ZM110 44V43H109ZM144 44V43H143ZM142 44V45H143ZM224 44V43H223ZM5 45V44H4ZM16 45V44H15ZM27 45V44H26ZM27 45V46H28ZM29 45V46H30ZM34 45V44H33ZM38 45V44H37ZM36 45V46H37ZM78 45H79V43H78ZM106 45V44H105ZM140 45V44H139ZM141 45V46H142ZM195 45V44H194ZM221 45V44H220ZM247 45H248V47H247ZM8 46V45H7ZM10 46V45H9ZM22 46V45H21ZM40 46V45H39ZM48 46V45H47ZM46 46V47H47ZM53 47V44H51L50 45V47ZM71 46V45H70ZM73 46V45H72ZM80 46H82V45H80ZM133 46V48H131ZM145 46H148V45H146L145 44ZM193 46V45H192ZM211 46V45H210ZM213 46V45H212ZM216 46V45H215ZM0 47H3L2 45H0ZM41 47V46H40ZM39 47V48H40ZM45 47V46H44ZM44 47H42V48H44ZM45 47V48H46ZM51 47V48H52ZM56 47H57V45H56ZM89 47H90V45H89ZM92 47V46H91ZM144 47V46H143ZM216 47H218V46H216ZM225 47H227V46H225ZM11 47H9V49H10ZM15 48V47H14ZM19 48V47H18ZM17 48V49H18ZM20 48H22V47H20ZM26 48V47H25ZM24 48V49H25ZM31 48V47H30ZM29 48V50H31ZM34 48V47H33ZM48 49H49V47H47ZM46 48V49H47ZM50 48V49H51ZM72 50H73V47H70ZM78 48V47H77ZM86 48V47H85ZM103 48V47H102ZM104 48H105V46H104ZM131 48V49H130ZM138 48H140V47H138ZM137 48V49H138ZM221 48V47H220ZM5 49V48H4ZM16 49V50H17ZM23 49V50H24ZM35 49V48H34ZM36 49H38V48H36ZM45 49V50H46ZM48 49H47V51H48ZM78 49H80V48H78ZM101 49V48H100ZM200 49V50H199ZM7 49H5L4 51H6ZM11 50V49H10ZM19 50V49H18ZM22 50V49H21ZM40 50V49H39ZM42 50V49H41ZM44 50V51H45ZM52 50V49H51ZM50 50V51H51ZM85 50V49H84ZM139 50H141V49H138V51ZM3 50H2V52L0 51V63L2 62V61H4V63H3V68H2V70L4 71V70H6L7 69V71L10 69H12V67H14L13 65V63H14V61L17 59H15L14 58V61H13V63H12V65H11V63L10 62H12L11 60H8L7 61V56H9L10 55V53H8V52H4ZM11 51H13V50H11ZM10 51V52H11ZM26 50H24V52H25ZM81 51H82V49H81ZM81 51H79V52H81ZM260 51H261V53L262 54H260L259 55V53H260ZM19 52H21V51H19ZM23 52V53H24ZM36 52V51H35ZM42 52V51H41ZM52 52V51H51ZM85 52V51H84ZM83 52V53H84ZM13 53V52H12ZM16 53V52H15ZM18 53V52H17ZM26 53V52H25ZM29 53H31V55H33L32 54V52H28L27 51V54H29ZM33 53H34V51H33ZM37 53V52H36ZM39 53V52H38ZM59 53V52H58ZM71 53V52H70ZM72 53H76V50L74 51V52H72ZM42 54H44V52L42 53ZM48 54V53H47ZM50 54H52V56H53V54L54 53H50ZM49 54V55H50ZM187 54V53H186ZM17 55V54H16ZM26 55V54H25ZM30 55V54H29ZM35 55V54H34ZM34 55H33V57H34ZM58 55V54H57ZM230 55H233V56H235L236 57V64H234V63H232L231 64V66L228 68L227 66H229V62L230 61H228V58L230 57ZM11 56V58H13L12 57V55H10ZM27 56V55H26ZM41 56V55H40ZM44 56V55H43ZM42 56V57H43ZM47 56V55H46ZM79 56H81V55H79ZM186 56V57H185ZM198 56H201V57H205L206 59H207V61H209V62H207V61H201L200 60V58H197ZM15 57H18V56H15ZM22 57H23V55H22ZM32 57V56H31ZM30 57V58H31ZM38 57V56H37ZM42 57H41V61L40 62H36V61H38L37 59L34 61L35 63H32L33 65V68H39V66L42 64V63H44V62H42ZM47 57H49V56H47ZM53 57H55V56H53ZM52 57V59H53V61H55L54 60V58ZM58 57V56H57ZM71 57H72V55H71ZM75 57H76V55H75ZM87 57V58H86ZM210 57V58H209ZM28 58V57H27ZM35 58V57H34ZM44 58V57H43ZM64 58V57H63ZM78 58V57H77ZM10 59V58H9ZM40 59V58H39ZM76 59V58H75ZM87 59H88V61H87ZM204 59V58H203ZM202 59V60H203ZM13 60V59H12ZM22 60V59H21ZM32 60L33 59H31L30 60V62H32ZM61 60V59H60ZM25 61V60H24ZM28 61V60H27ZM49 61V60H48ZM63 61V60H62ZM61 61V62H62ZM71 61V60H70ZM114 61H112V62H114ZM201 61V62H200ZM15 62H17V61H15ZM19 62V61H18ZM26 62V61H25ZM51 62V61H50ZM56 62H59V61H56ZM66 62V61H65ZM75 61H73V63H74ZM89 62H91L90 64H87V63H89ZM102 62V63H101ZM20 63H22V62H20ZM73 63H71V64H73ZM93 63H95V64H97V65H95V64H93ZM2 64V63H1ZM47 64V63H46ZM107 64H109V63H107ZM228 64V65H227ZM19 65V64H18ZM18 65H16V67H18ZM44 65V64H43ZM50 65H51V63H50ZM58 65V64H57ZM60 65V64H59ZM65 65V64H64ZM63 65V66H64ZM68 65V64H67ZM78 65V66H79ZM109 65H111V64H109ZM109 65H108V67H109ZM22 66V65H21ZM21 66H19L18 68H20ZM23 66H25V65H23ZM45 66V65H44ZM52 66V65H51ZM53 66H54V64H53ZM66 66V65H65ZM74 66H75V64H74ZM76 66H77V64H76ZM79 66V67H80ZM104 66V65H103ZM242 66H244V67H242ZM28 67H29V64H28ZM27 67V68H28ZM31 67V66H30ZM41 67V66H40ZM50 67V66H49ZM69 67V66H68ZM71 67V66H70ZM78 67V68H79ZM115 67V68H114ZM32 68V69H33ZM55 68V67H54ZM75 68H77V67H75ZM111 68V67H110ZM111 68V69H112ZM24 69V68H23ZM26 69V68H25ZM29 69V68H28ZM31 68H30V70H32ZM40 69V68H39ZM36 70L35 72H36V76H37V74H38V78H40L39 80H42V81H44V78H45V76H47L48 74H47V70L49 69V68H47L46 66L44 67V68H42L43 70L41 71V70ZM57 69V68H56ZM72 69V68H71ZM104 69V68H103ZM102 69V70H103ZM2 70H0V73L1 72H3ZM53 70V69H52ZM101 70V71H102ZM104 70H106V69H104ZM107 70H109V68L107 69ZM123 70V69H122ZM13 71V70H12ZM11 71V72H12ZM15 71V70H14ZM13 71V72H14ZM17 71V70H16ZM15 71V72H16ZM26 71V70H25ZM28 71V70H27ZM33 71L34 70H32V72H30L31 74L33 73ZM127 71V70H126ZM10 72V71H9ZM9 72H8V74H9ZM34 72V73H35ZM52 72V71H51ZM63 72H64V74H63ZM105 72V71H104ZM198 72L199 73H201L200 74V76L199 77H197V76H195L196 74L195 73H197L198 74ZM5 73V76H6V72H4ZM19 73V72H18ZM22 73V72H21ZM23 73H25V72H23ZM94 73V72H93ZM11 74V73H10ZM13 74V73H12ZM16 74V73H15ZM27 74H29V73H27ZM47 74V75H46ZM97 74H98V72L96 73V76H97ZM104 74V73H103ZM105 74H106V72H105ZM188 74V75H187ZM193 74V75H192ZM2 75V74H1ZM19 75V74H18ZM17 74H16V76H18ZM33 75H35V74H33ZM51 75V74H50ZM92 75V74H91ZM95 75V74H94ZM99 75V74H98ZM199 75V74H198ZM224 75H228V77H229V79L231 80V82H223L222 80H220L219 82H218V80H219V78H217V77H222V76H224ZM5 76H4V78H5ZM20 76V75H19ZM18 76V77H19ZM103 76V78H105V80H106V77H104L105 75H102ZM108 76V75H107ZM110 76V77H111ZM122 76H121V78H122ZM187 76V77H186ZM192 76H195L196 78L194 79L193 78V80H191L190 81V79H191V77ZM11 77V76H10ZM23 78L24 77H26V76H22ZM28 77V76H27ZM27 77H26V79H27ZM30 77V76H29ZM32 77V76H31ZM93 77V76H92ZM239 77H241V78H244L243 80H244V82L243 81H241V83H238L236 80L239 78ZM3 78V77H2ZM2 78H1V81H3L2 80ZM3 78V79H4ZM16 78V77H15ZM50 78V77H49ZM98 78H100L101 79V77H100V75H99V77ZM108 78V77H107ZM7 79H9L8 77H7ZM6 79V80H7ZM13 79H14V77H13ZM29 79V78H28ZM34 79H35V77H34ZM34 79H32V80H34ZM48 79V78H47ZM46 79V80H47ZM97 79V78H96ZM109 80L110 79H112V78H108ZM119 79V78H118ZM117 79V80H118ZM189 81H188V80ZM221 79H223V78H221ZM224 79H226V78H224ZM11 80H12V78H11ZM23 80H25V78L23 79ZM36 80H37V78H36ZM65 80V81H66ZM94 80V79H93ZM103 80V79H102ZM102 80H100L101 81V83H102ZM114 79H112L111 81H113ZM121 80V79H120ZM8 81V80H7ZM20 81V80H19ZM31 81V80H30ZM50 81V80H49ZM92 81V80H91ZM97 81V80H96ZM94 82V83H96V85H97V82ZM108 81V80H107ZM110 81V82H111ZM187 81V82H186ZM234 81V82H233ZM10 82V81H9ZM12 82H14V80L12 81ZM18 82V81H17ZM31 82H33V81H31ZM31 82H26V83H31ZM35 82V81H34ZM38 82H40V81H38ZM47 82V81H46ZM51 82L53 83L54 81H52L51 80ZM49 83V84H52V83ZM87 82V83H86ZM109 82V83H110ZM25 83V84H26ZM42 83V82H41ZM63 81H62V85H63ZM100 83V82H99ZM114 83V82H113ZM42 84H44V83H42ZM42 84L40 85V86H38V87H40L38 90H40V91H36V92H34V94H31L30 95V91L27 93L28 95H30V100L31 101H33V103H35V102H37L38 100H39V98H40V96H41V94H42ZM49 84H47V85H49ZM65 84V83H64ZM108 84V83H107ZM1 85H5L4 83L3 84H1ZM16 85V84H15ZM21 85V84H20ZM20 85H18L17 84V86H20ZM39 85V84H38ZM46 85V86H47ZM54 85V84H53ZM92 85V84H91ZM95 85V84H94ZM96 85H95V87H96ZM17 86H14V87H17ZM37 86V85H36ZM44 86V85H43ZM45 86V87H46ZM51 86V85H50ZM49 86V87H50ZM100 86V85H99ZM106 86V85H105ZM143 86H142V88H143ZM1 87H3V86H1ZM0 87V88H1ZM48 87V88H49ZM56 87V86H55ZM58 87V86H57ZM65 87V86H64ZM91 87V86H90ZM89 87V88H90ZM5 88V87H4ZM21 88H22V86H21ZM21 88H20V90H21ZM24 88H25V85H24ZM33 89H34V87H32ZM52 88V87H51ZM54 88V87H53ZM52 88V89H53ZM93 88V87H92ZM108 88V87H107ZM19 89V88H18ZM26 89V88H25ZM44 89V88H43ZM47 89V88H46ZM46 89H45V91H46ZM50 89V88H49ZM57 89H59V88H57ZM57 89H55V90H57ZM66 89V88H65ZM88 89V88H87ZM94 89V88H93ZM95 89H98V88H95ZM102 89V88H101ZM180 89H189V90H187V94H186V96L184 97V95L183 96H181L182 98L180 99V101H179V105L181 106V107H179L180 109L178 110V109H176V105L174 104V102H173V100L171 99L172 98V94L174 93V90H180ZM2 90V89H1ZM23 90V89H22ZM54 90V89H53ZM52 90V91H53ZM54 90V91H55ZM24 91V90H23ZM28 91V90H27ZM26 91V92H27ZM44 91V90H43ZM48 91V90H47ZM63 91V90H62ZM61 91V92H62ZM65 91V90H64ZM91 91H93V90H91ZM90 91V92H91ZM101 91V90H100ZM2 92H3V90H2ZM7 92V91H6ZM49 92V91H48ZM50 92H51V90H50ZM84 92V91H83ZM217 92L219 93H221V96L222 97H220V99H217V97H216V94H217ZM53 93H56V92H53ZM63 93V92H62ZM65 93H67V92H65ZM80 93H82V92H80ZM98 93H100V92H98ZM219 93V94H220ZM6 94V93H5ZM26 94V93H25ZM10 95V94H9ZM24 95V94H23ZM52 95V94H51ZM62 95V94H61ZM66 95V94H65ZM80 95V94H79ZM95 95V94H94ZM0 96H1V92H0ZM11 96V95H10ZM22 96V95H21ZM63 96V95H62ZM77 96V95H76ZM91 96V95H90ZM141 96V97H142ZM218 96V95H217ZM5 97V96H4ZM9 97V96H8ZM60 97V98H59ZM79 97H81V96H79ZM78 97V98H79ZM92 97V96H91ZM94 97V96H93ZM140 97V96H139ZM7 98V96L5 97V99ZM11 98H13V96L11 97ZM15 98H17V96L15 97ZM21 98V97H20ZM24 98V97H23ZM49 98V97H48ZM76 98V97H75ZM87 98V97H86ZM85 98V99H86ZM26 99V98H25ZM28 99V100H27ZM26 100V102H28L29 103V97L27 98ZM84 99V98H83ZM89 99L90 98H88L87 99V101L86 102H88L89 101ZM95 99V98H94ZM138 100H139V98H137ZM187 99V100H186ZM1 100H3L2 98H1ZM10 101H11V99H9ZM18 100H21V99H18ZM24 100V99H23ZM46 100V99H45ZM74 100V99H73ZM78 100V99H77ZM91 100V99H90ZM101 100H103V99H101ZM184 100H186V101H184ZM17 101V100H16ZM15 101V102H16ZM30 101V102H31ZM40 101V100H39ZM78 101H80V99L78 100ZM84 101V100H83ZM105 101V100H104ZM190 101H193L192 102V106L193 107H189L188 106V108H186L187 107V104H191V102ZM8 102V101H7ZM6 102V103H7ZM14 102V101H13ZM225 102L227 103H230L231 105H233V107H232V109L231 108H229V109H227L226 108V105H225ZM12 103V102H11ZM18 103H19V101H18ZM39 103H41V102H39ZM81 103V102H80ZM138 103V102H137ZM140 103H142V102H140ZM143 103V104H144ZM227 103V104H228ZM10 104V103H9ZM17 104V103H16ZM15 104V105H16ZM23 104V103H22ZM21 104V105H22ZM36 104V103H35ZM35 104H33V105H35ZM37 104H38V102H37ZM36 104V106H38ZM78 104V103H77ZM82 104V103H81ZM103 104V105H102ZM142 104V105H143ZM2 105V104H1ZM6 105V104H5ZM4 105V106H5ZM14 105V104H13ZM14 105V106H15ZM32 105V104H31ZM32 105V106H33ZM47 105V103L45 104V106ZM78 105H80V104H78ZM77 105V106H78ZM83 105H84V103H83ZM86 105V104H85ZM84 105V106H85ZM138 105H139V103H138ZM137 105V106H138ZM178 105V106H179ZM3 106V105H2ZM9 106V105H8ZM19 106V105H18ZM23 106H24V104H23ZM30 106V105H29ZM43 106V107H42ZM75 107L76 109L78 108V107ZM81 106V105H80ZM87 106V105H86ZM191 106V105H190ZM197 106H199V107H197ZM11 107H13V106H11ZM16 107V106H15ZM15 107H13L12 109H10L9 110V108H8V112L4 115L5 116V118H7V119H4V120H8L10 117H12V116H14V114L16 113L15 111L17 110V109H15ZM26 107H27V105H26ZM134 107H136V106H134ZM139 107V106H138ZM142 107V106H141ZM2 108V107H1ZM6 108V107H5ZM24 108V107H23ZM30 108V107H29ZM38 107H33L31 110H28V111H31V112H37V109ZM73 108V107H72ZM74 108V109H75ZM82 108V107H81ZM133 108V107H132ZM143 108V107H142ZM135 109V108H134ZM182 109V110H181ZM183 109H184V111H183ZM1 110H3V109H1ZM5 111H6V109H4ZM23 110V109H22ZM24 110H27V108L26 109H24ZM72 110V109H71ZM136 110V109H135ZM140 110H141V108H140ZM140 110H139V112H140ZM176 110H178V111H176ZM211 110V111H210ZM231 110V111H230ZM19 111V110H18ZM50 111V112H49ZM73 111V110H72ZM81 111V110H80ZM179 111H181V112H179ZM212 111H213V113H212ZM245 111V112H244ZM23 112V111H22ZM27 112V111H26ZM30 112V114H28L29 115V118H31L30 120H31V122L29 123V122H25V124L27 123H29V125H31L32 127L33 126H35V125H37V123L36 122H34L36 119H35V117H34V115H32L33 113H31ZM35 112V113H36ZM73 112H75V111H73ZM78 112V111H77ZM159 112V113H160ZM4 113V112H3ZM3 113H2V117H4L3 116ZM70 113L71 112H69V115H68V113H67V115L68 116H70ZM76 113V112H75ZM81 113V114H80ZM185 113V114H184ZM8 114V115H7ZM7 115V116H6ZM128 115L126 116V117H128ZM143 115V116H144ZM1 116V115H0ZM21 116V115H20ZM39 116V117H40ZM66 116V115H65ZM67 116V117H68ZM72 116V115H71ZM77 116V115H76ZM159 116V115H158ZM2 117H1V120H0V122L3 120L2 119ZM40 117V118H41ZM66 117V118H67ZM169 117H170V115H169ZM198 117L199 118H201L202 119V117L203 118H206V117H208L207 118V120H197V123H195L196 121V119H198ZM13 118V117H12ZM28 118V117H27ZM38 118V117H37ZM53 118H55V117H52V119ZM72 118V117H71ZM15 119H16V117H15ZM15 119H13L14 121H15ZM25 119H26V117H25ZM46 119H48V118H46ZM62 119V120H63ZM73 119V118H72ZM126 119H128V118H126ZM158 119V118H157ZM169 119V118H168ZM167 119V120H168ZM172 119V120H173ZM3 120V122H5ZM24 120V119H23ZM29 120V121H30ZM42 120V119H41ZM66 120V119H65ZM70 120V119H69ZM74 120V119H73ZM159 120V119H158ZM161 120V122H163ZM10 121H12V120H10ZM19 121V120H18ZM26 121V120H25ZM47 121V120H46ZM51 121V120H50ZM53 121V120H52ZM142 121V122H141ZM160 121V120H159ZM193 121H195V122H193ZM206 121H208V123L206 122ZM3 122H1V123H3ZM16 122V121H15ZM14 122V123H15ZM41 122V121H40ZM54 122H55V120H54ZM140 123V126H138V124ZM0 123V124H1ZM12 123V122H11ZM19 122H17V124H18ZM41 123H43V122H41ZM50 123V122H49ZM126 123V122H125ZM138 123V124H137ZM157 123H159V122H157ZM4 124V123H3ZM7 124H8V122H7ZM7 124H6V126H7ZM60 124H62V122L60 123ZM67 124H68V122H67ZM127 124V123H126ZM147 124V125H146ZM149 124V125H148ZM174 124V123H173ZM2 125V124H1ZM5 125V124H4ZM12 125H14V124H12ZM23 125H24V123H23ZM28 125V126H29ZM42 125V124H41ZM41 125H39V126H41ZM64 125V124H63ZM63 125H61V126H63ZM65 125H66V123H65ZM117 125V126H116ZM128 125V124H127ZM133 125H132V129H133ZM166 125V124H165ZM10 126V125H9ZM46 126H47V122H46ZM45 126V127H46ZM131 126V125H130ZM158 126H160V125H158ZM169 126V125H168ZM3 127V126H2ZM5 127V126H4ZM3 127V128H4ZM11 127V126H10ZM20 127V126H19ZM19 127H18V129H19ZM43 127V126H42ZM53 127V126H52ZM57 127V126H56ZM127 127V126H126ZM125 127V128H126ZM155 127V126H154ZM190 127H192V129L194 130V131H188V129H190ZM6 128V127H5ZM17 128V127H16ZM27 128V127H26ZM38 128V127H37ZM41 128V127H40ZM44 128V127H43ZM55 128V127H54ZM53 128V129H54ZM67 129H68V127H66ZM65 128V129H66ZM124 128V129H125ZM155 128H157V127H155ZM160 127H158V129H159ZM7 129V128H6ZM11 129H13L12 127L10 128V130ZM50 129V128H49ZM53 129H51V131L53 130ZM91 129H96L95 131H97V130H99V129H101L102 130V132L101 131H97V133H94V136H95V134H97L96 136H95V138L97 139V141L95 142V146H94V144L92 143V142H94V141H92L90 138L91 137H93V132L91 133L90 132V130ZM127 130H128V128H126ZM129 129H130V127H129ZM157 129V130H158ZM168 129H170V128H168ZM173 129V128H172ZM5 130V129H4ZM3 130V131H4ZM8 130V129H7ZM9 130V131H10ZM20 130V129H19ZM29 130V129H28ZM33 130V128H30V132H27V139H30L31 137H30V135H32V134H30L31 133V131ZM40 130V129H39ZM41 130H43V129H41ZM156 130V131H157ZM166 130V129H165ZM191 130V129H190ZM1 131H2V129H1ZM0 131V132H1ZM15 131H16V129H15ZM25 131V130H24ZM23 130H22V132H24ZM33 131H35V133H37L36 132V130L34 129ZM32 131V132H33ZM43 131H46V129L45 130H43ZM60 131V130H59ZM93 131V130H92ZM5 132V131H4ZM7 132V131H6ZM14 132V131H13ZM53 132V131H52ZM51 132V133H52ZM61 132V131H60ZM128 132H129V130H128ZM161 132H163V129L161 128V130H160V133ZM166 132V131H165ZM8 133V132H7ZM6 133V134H7ZM20 133V132H19ZM25 133V132H24ZM34 133V132H33ZM34 133V134H35ZM49 133V132H48ZM59 133V132H58ZM127 133V132H126ZM125 133V134H126ZM131 133V132H130ZM211 133L209 132L208 134H210L211 135ZM9 134H11L12 135V133H9ZM14 134V133H13ZM26 134V133H25ZM39 134V133H38ZM42 134H43V132H42ZM56 134H57V132H56ZM92 136H91V135ZM124 134V133H123ZM205 134H206V132H205ZM251 134H256L257 135V137H259V140H257L256 141V143L257 144H252L251 142H248V138H250V136H251ZM17 136H18V134H16ZM24 135V134H23ZM49 135H50V133H49ZM129 135V134H128ZM131 135V134H130ZM213 135V134H212ZM7 136V135H6ZM20 136H21V134H20ZM19 136V137H20ZM35 136H36V134H35ZM39 136V135H38ZM45 136V135H44ZM48 136V135H47ZM46 136V137H47ZM51 136V135H50ZM49 136V137H50ZM82 136H84V137H82ZM108 136V137H109ZM165 136V135H164ZM200 136V137H199ZM204 138H205V136L204 135H202ZM25 137H26V135H25ZM25 137H23V138H25ZM52 138H53V136H51ZM50 137V138H51ZM56 137H58L57 135H56ZM17 138V137H16ZM15 138V139H16ZM55 138V137H54ZM54 138H53V140H54ZM69 138H68V140H69ZM127 138V137H126ZM156 138V137H155ZM154 138V139H155ZM200 138V139H199ZM216 138V139H217ZM3 139H4V137H3ZM18 139V138H17ZM26 139V140H27ZM31 139H34L33 137L31 138ZM39 139V138H38ZM44 139V138H43ZM43 139H42V141H43ZM60 139V138H59ZM63 139H64V137H63ZM67 139V138H66ZM65 139V140H66ZM71 139H72V137H71ZM127 139H129V138H127ZM126 139V140H127ZM163 139V138H162ZM257 139V138H256ZM47 140V139H46ZM48 140H49V138H48ZM57 140V139H56ZM64 140V141H65ZM91 140V141H90ZM105 140V141H104ZM172 140V141H171ZM205 140V139H204ZM203 140V141H204ZM212 140V139H211ZM0 141H2V138H1V140ZM16 141V140H15ZM20 141V140H19ZM29 141V140H28ZM63 140H62V142H64ZM108 141H110V139H108ZM129 141V140H128ZM127 141V142H128ZM159 141V140H158ZM165 141H167V140H165ZM21 142H22V140H21ZM24 142H25V140H24ZM33 141H31L30 143H32ZM62 142H60V141H58V144H57V147L59 148L61 145H62ZM72 141L70 140V143H71ZM126 142V143H127ZM154 142V141H153ZM35 143V142H34ZM43 143V142H42ZM44 143H45V141H44ZM48 143V142H47ZM52 143H53V141H52ZM51 143V144H52ZM67 142L65 141V143L64 144H66ZM73 143V142H72ZM71 143V145H72V147H73V144ZM110 143V142H109ZM129 143V142H128ZM156 143H158V142H156ZM155 143V144H156ZM164 143V142H163ZM200 143H202V142H200ZM204 143V142H203ZM212 143H215V142H212ZM5 144H7V143H5L4 142V144L2 143L1 145H3V147H4V145ZM13 144H14V141H13ZM13 144H10V146L11 145H13ZM19 144V143H18ZM17 144V145H18ZM40 144V146H42L43 147V145H41V143H39ZM123 144V143H122ZM151 144H153V143H151ZM16 145V144H15ZM28 146L30 145V144H27ZM33 145V144H32ZM54 145V144H53ZM128 145V144H127ZM185 145V144H184ZM200 145V144H199ZM198 145V146H199ZM209 145V144H208ZM214 145V144H213ZM217 145H218V142H217ZM230 145H232V144H230ZM14 146V145H13ZM13 146H11V147H13ZM33 146H35V145H33ZM32 146V147H33ZM39 145H38V143H37V147H38ZM50 146V145H49ZM68 146H70V144L68 145ZM112 146V145H111ZM124 146V145H123ZM129 146V145H128ZM127 146V147H128ZM160 146V145H159ZM197 146V147H198ZM202 146V145H201ZM6 147V146H5ZM11 147H9V148H11ZM19 147V146H18ZM62 147V146H61ZM64 147V146H63ZM78 147V146H77ZM81 147V146H80ZM80 147H78L79 149H80ZM131 147V146H130ZM153 147V146H152ZM157 147V146H156ZM166 147H168V146H166ZM181 147H183V146H181ZM185 147V146H184ZM217 147V146H216ZM215 147V148H216ZM221 147V149H222V146H220ZM228 147V146H227ZM1 148H2V146H1ZM13 148H16L15 146L13 147ZM20 148V147H19ZM25 148V147H24ZM36 148V147H35ZM47 148V147H46ZM51 148V147H50ZM49 148V149H50ZM53 148V147H52ZM67 148V147H66ZM65 148V149H66ZM77 148V149H78ZM111 148V147H110ZM151 148V147H150ZM153 148H155V146L153 147ZM161 148V147H160ZM159 148V149H160ZM165 148V147H164ZM199 148V147H198ZM3 149V148H2ZM32 149V148H31ZM39 149V148H38ZM44 149V148H43ZM60 149V148H59ZM68 149H69V147H68ZM67 149V150H68ZM76 149V148H75ZM113 149V148H112ZM147 149V148H146ZM180 149V148H179ZM204 149V148H203ZM202 149V150H203ZM214 149V148H213ZM218 149V148H217ZM216 149V150H217ZM13 150V149H12ZM25 152L27 151V150H25V149H23ZM41 150V149H40ZM64 150V149H63ZM69 150H71V149H69ZM72 150H74V149H72ZM143 150V149H142ZM144 150H145V148H144ZM150 150H152V149H150ZM149 150V151H150ZM157 150V149H156ZM165 150V149H164ZM186 150V149H185ZM4 151V150H3ZM6 151V150H5ZM4 151V152H5ZM14 151V150H13ZM20 151H21V149H20ZM42 151V150H41ZM56 151V150H55ZM60 151H61V149H60ZM126 151V150H125ZM201 151V150H200ZM212 151V150H211ZM2 152V151H1ZM12 152V151H11ZM47 152H48V150H47ZM59 152V151H58ZM67 152V151H66ZM69 152V151H68ZM74 152H76V151H74ZM82 152V151H81ZM141 152V151H140ZM207 152V151H206ZM3 153V152H2ZM7 153V152H6ZM38 153V152H37ZM53 153V152H52ZM51 153V154H52ZM80 153V152H79ZM157 152H155V154H156ZM163 153V152H162ZM165 153H167V152H165ZM185 153V155H186V157L190 154V152H184ZM208 153V152H207ZM214 153V152H213ZM4 154V153H3ZM19 154V153H18ZM50 154V153H49ZM68 154H70V153H68ZM81 154V153H80ZM153 154H154V152H153ZM159 154V153H158ZM181 154V155H180ZM196 154H197V152H196ZM200 154V153H199ZM232 154V153H231ZM23 155H26L25 153L23 154ZM28 155V154H27ZM52 155H54V154H52ZM62 155V154H61ZM65 154H63V156H64ZM67 155V154H66ZM70 155H73V153H71ZM157 155V154H156ZM163 155V154H162ZM218 155V154H217ZM19 156V155H18ZM39 156H41V153L39 154ZM59 156V155H58ZM77 155H75V157H76ZM142 156V155H141ZM141 156L139 157V161H141L140 160V158H141ZM147 156V155H146ZM146 156H144L143 155V157H146ZM153 156V155H152ZM151 156V157H152ZM202 155H200V157H201ZM204 156V155H203ZM207 156V155H206ZM38 157V156H37ZM42 157V156H41ZM56 157V156H55ZM77 157H79V155L77 156ZM157 157V156H156ZM156 157H154V158H156ZM164 157H166V156H164ZM210 157H212V156H210ZM17 158V157H16ZM19 158H20V156H19ZM18 158V159H19ZM35 158V157H34ZM80 158V157H79ZM185 158V157H184ZM22 159V158H21ZM20 159V160H21ZM43 159V158H42ZM45 159V158H44ZM60 159V158H59ZM67 159H68V155H67ZM71 159H73V157L71 158ZM70 159V160H71ZM146 159H147V157H146ZM209 159V158H208ZM36 160V159H35ZM65 160V159H64ZM75 160V159H74ZM80 160V159H79ZM78 160V161H79ZM148 160H149V158H148ZM147 160V161H148ZM191 160V159H190ZM197 160V159H196ZM223 160V159H222ZM17 161V160H16ZM19 161V160H18ZM23 162H24V158H23V160H22ZM34 161V160H33ZM32 161V163H34ZM59 161V160H58ZM63 161V160H62ZM67 160H65V162H66ZM77 161V160H76ZM162 161V160H161ZM161 161H151V163L153 164V168H152V170L154 171V172H156V171H158V170H161L162 168H159L160 166H161ZM183 161V160H182ZM184 161H185V159H184ZM189 161V160H188ZM260 161V160H259ZM11 162V161H10ZM25 162H26V160H25ZM28 162H30L29 160H28ZM27 162V163H28ZM36 162V161H35ZM55 162H56V160H55ZM163 162V161H162ZM192 162V161H191ZM206 162V161H205ZM19 163V162H18ZM32 163H30V164H32ZM54 163V162H53ZM78 163V162H77ZM76 163V164H77ZM116 163V164H115ZM148 163V162H147ZM150 163V162H149ZM183 162H181V164H182ZM201 163V162H200ZM29 164V163H28ZM49 164V163H48ZM67 164H68V161H67ZM112 164H113V166H112ZM115 164V165H114ZM183 164H186V162L185 163H183ZM193 164H195V163H193ZM197 164V163H196ZM195 164V165H196ZM205 164V163H204ZM58 165H59V163H58ZM78 165L80 166V164L78 163ZM140 165H142V164H140ZM140 165H139V167H140ZM149 165V164H148ZM156 165H157V167H156ZM199 165V164H198ZM201 165V164H200ZM206 165V164H205ZM210 165V164H209ZM15 166H18V164L17 165H15ZM41 166V165H40ZM50 166H52V165H50ZM65 166H67V165H65ZM128 166V167H127ZM165 166H164V168H165ZM181 166V165H180ZM184 166H186V165H184ZM197 166V165H196ZM42 167V166H41ZM60 167V166H59ZM62 167V166H61ZM60 167V168H61ZM70 167V166H69ZM73 167H75V166H73ZM77 167V166H76ZM147 167V165H145V168ZM190 167V166H189ZM195 167V166H194ZM202 167H204V166H202ZM63 168V167H62ZM111 168V169H112ZM131 168V167H130ZM135 168V167H134ZM182 168H183V166H182ZM187 168V167H186ZM49 169V168H48ZM56 169V168H55ZM68 169V168H67ZM67 169H64L65 171L67 170ZM116 169V168H115ZM174 169H177V168H174ZM189 169V168H188ZM192 169V168H191ZM203 169H205V168H203ZM8 171H9V169H7ZM26 170V169H25ZM58 170H59V168H58ZM61 170V169H60ZM120 170V169H119ZM123 170H125V169H123ZM132 170H134V169H132ZM138 170H140V169H138ZM141 170H143L142 168H141ZM182 170V169H181ZM51 171V170H50ZM72 171V170H71ZM74 171V170H73ZM117 171V170H116ZM144 171H145V169H144ZM146 171H148L147 170V168H146ZM178 171V170H177ZM184 171L185 170H183V173H181V171H180V173L181 174H184ZM194 171V170H193ZM203 171V170H202ZM49 172V171H48ZM56 172H58L57 170H56ZM67 172V171H66ZM109 172H111V171H109ZM117 172H119V171H117ZM126 172H127V170H126ZM126 172H124V173H126ZM137 172V171H136ZM141 172V171H140ZM158 172H160V171H158ZM187 172H188V170H187ZM186 172V173H187ZM200 172V171H199ZM205 172V171H204ZM13 173V172H12ZM49 173H51L52 174V172H49ZM54 173V172H53ZM62 173H64V171L62 172ZM76 173V172H75ZM120 173V172H119ZM135 173V172H134ZM142 173V172H141ZM147 173V172H146ZM174 173H175V171H174ZM179 173V172H178ZM177 173V174H178ZM250 173V172H249ZM253 173V172H252ZM263 171L261 172V175L263 176ZM4 174H6V173H4ZM64 174H66V173H64ZM72 174H73V172H72ZM113 174V173H112ZM117 174V173H116ZM116 174H114L115 176H116ZM130 174V173H129ZM129 174H128V177H129ZM160 174V173H159ZM171 174H173V173H171ZM176 174V175H177ZM197 174V173H196ZM39 175V174H38ZM37 175V176H38ZM43 175V174H42ZM53 175V174H52ZM67 175V174H66ZM81 175V174H80ZM119 175V174H118ZM134 175V174H133ZM132 175V176H133ZM148 175V174H147ZM153 175H155V174H153ZM200 175V174H199ZM259 175V174H258ZM36 176V177H37ZM60 176V175H59ZM71 176H73V175H71ZM83 176V175H82ZM138 176V175H137ZM142 176V175H141ZM145 176V175H144ZM143 176V177H144ZM169 176H170V174H169ZM179 176V178H180V175H178ZM188 176V175H187ZM201 176V175H200ZM238 176V175H237ZM47 177V176H46ZM78 177V176H77ZM123 177V176H122ZM127 177V178H128ZM153 177V176H152ZM151 177V178H152ZM182 177V176H181ZM189 177H190V175H189ZM192 177H194V176H192ZM196 177H198V176H196ZM209 177V176H208ZM216 177H217V175L216 174H214V177L213 178H210L209 180H207V182L208 183H214L217 179H216ZM42 178V177H41ZM40 178V179H41ZM53 178V177H52ZM56 178V177H55ZM61 178H63V175L62 176H60V179ZM67 178V177H66ZM65 178V179H66ZM115 178V177H114ZM118 178H121V177H118ZM130 178V177H129ZM140 178H142V177H140ZM146 178V177H145ZM149 178V177H148ZM153 178H155V177H153ZM152 178V179H153ZM158 178V177H157ZM161 178V177H160ZM170 178V177H169ZM178 178V179H179ZM182 178H184V176L182 177ZM182 178H180V179H182ZM204 178V177H203ZM57 179V178H56ZM64 179V178H63ZM64 179V180H65ZM116 179V178H115ZM125 179V178H124ZM123 179V180H124ZM132 179V178H131ZM156 179V178H155ZM180 179H179V181H180ZM189 179V178H188ZM193 179V178H192ZM199 179V178H198ZM206 179V177L204 178V180ZM51 180V179H50ZM49 180V181H50ZM54 180V179H53ZM59 180V179H58ZM83 180V181H84ZM113 180V179H112ZM123 180H122V182H123ZM129 180V179H128ZM143 181H144V179H142ZM146 180V179H145ZM157 180V179H156ZM264 180V179H263ZM75 181V180H74ZM78 181V180H77ZM81 181V180H80ZM115 181V180H114ZM116 181H117V179H116ZM116 181H115V183H116ZM119 181V180H118ZM134 181V180H133ZM139 181V180H138ZM141 181V180H140ZM143 181H142V183H143ZM155 181V180H154ZM187 181H189V180H187ZM190 181H191V178H190ZM194 181H196V180H194ZM236 181V180H235ZM37 182V181H36ZM41 182H43L42 180H41ZM44 182H46V180L44 181ZM53 182V181H52ZM57 182H59V181H57ZM70 182V181H69ZM79 182V181H78ZM85 182V181H84ZM121 182V183H122ZM126 182V181H125ZM131 182V181H130ZM146 182V181H145ZM144 182V183H145ZM150 182V181H149ZM156 182V181H155ZM162 182V181H161ZM163 182H164V180H163ZM173 182V181H172ZM183 182V181H182ZM181 182V183H182ZM201 181H199V183H200ZM217 182V184H218V182H220L219 180H217L216 181ZM252 182H253V180H252ZM60 183V182H59ZM83 183V182H82ZM86 183V182H85ZM121 183H119V184H117V185H120ZM141 183V182H140ZM153 183V182H152ZM171 183V182H170ZM174 183V182H173ZM186 183V182H185ZM204 183V182H203ZM255 183V182H254ZM33 184V183H32ZM38 185H39V183H37ZM45 184V183H44ZM66 184V183H65ZM81 184V183H80ZM104 185H105V183H103ZM123 184V183H122ZM126 184H128L127 182H126ZM130 184V183H129ZM172 184V183H171ZM171 184H168V185H170L171 186ZM179 184V183H178ZM183 184V183H182ZM192 184V183H191ZM191 184H189L188 183V186L189 185H191ZM207 184V183H206ZM36 185V184H35ZM57 185V184H56ZM58 185H60V184H58ZM58 185H57V187H58ZM61 185H63V184H61ZM83 185V184H82ZM86 185V184H85ZM142 185V184H141ZM158 185H160L159 183H158ZM162 185H163V183H162ZM167 185V183L165 184V186ZM174 185V184H173ZM185 185V184H184ZM183 185V186H184ZM198 185V184H197ZM40 187H41V185H39ZM38 186V187H39ZM81 186V185H80ZM88 186V185H87ZM123 185H121V187H122ZM130 186V185H129ZM132 186V185H131ZM136 186H137V184H136ZM138 186H140V185H138ZM165 186H161L160 185V187L159 186H157V189L155 188L154 189V193L155 192H157V191H159V193L160 192H162V193H164L165 191H167L168 190V188L167 187H165ZM177 186H179V185H177ZM182 186V187H183ZM194 186H196V185H194ZM202 186V185H201ZM35 186L33 185V188H34ZM37 187V186H36ZM60 187V186H59ZM74 187V186H73ZM86 187V186H85ZM116 187V186H115ZM118 187V186H117ZM147 187V186H146ZM146 187L144 188V189H146ZM150 187V186H149ZM153 187V186H152ZM200 187V186H199ZM262 187H264V182L262 183ZM261 187V188H262ZM43 188V187H42ZM45 188V187H44ZM48 188V187H47ZM51 188V187H50ZM80 188V187H79ZM83 187H81V189H82ZM89 188H90V186H89ZM94 188V187H93ZM118 188H120V187H118ZM126 189V187H122V190L123 189ZM127 188H129V187H127ZM132 188H134L133 186H132ZM132 188H130L131 190H132ZM159 188V189H158ZM179 188V187H178ZM180 188H181V186H180ZM187 188V187H186ZM191 188H193L192 186H191ZM201 188V187H200ZM217 189V188H219V186H217V185H215V184H212V185H210V184H207V186L205 187L204 186V190H202V191H200L199 192V196H198V198H202V196H204L205 194H207V193H210V192H213L214 191V189ZM36 189V188H35ZM38 189V191L40 190L39 188H37ZM46 189V188H45ZM44 189V190H45ZM74 189V188H73ZM80 189V190H81ZM85 189V188H84ZM102 189V188H101ZM117 189V188H116ZM136 189V188H135ZM140 189H141V187H140ZM174 189V188H173ZM177 189V188H176ZM212 189H213V191H212ZM76 190V189H75ZM79 190V191H80ZM118 190V189H117ZM117 190H115V191H117ZM127 190V189H126ZM126 190H124V193H126L125 191ZM149 190V189H148ZM152 190V189H151ZM171 190V189H170ZM179 190H181V189H179ZM194 190H195V188H194ZM35 191H37V190H35ZM37 191V192H38ZM42 191V190H41ZM50 192H51V190H49ZM73 191V190H72ZM86 191V190H85ZM119 191H121V190H119ZM128 191H129V189H128ZM137 192V189L136 190H134V192ZM138 191H139V189H138ZM141 191V190H140ZM144 191V190H143ZM174 191H176L175 189H174ZM192 191H193V189H192ZM217 191V190H216ZM37 192H35V193H37ZM57 192H59V190L57 191ZM69 192V191H68ZM84 192V191H83ZM101 192V191H100ZM149 192V191H148ZM152 192V191H151ZM152 192V193H153ZM172 192H173V190H172ZM171 192V193H172ZM182 192V191H181ZM184 192V191H183ZM187 192V191H186ZM190 192V191H189ZM195 192H198L197 190L195 191ZM194 191L193 192H191V193H193V197H191V198H194L195 196H194V193H195ZM222 192H223V195L225 194V197L227 198V196H228V190H225L224 191V189L222 190ZM241 192V191H240ZM53 193H54V191H53ZM73 193V192H72ZM74 193H75V191H74ZM78 193V192H77ZM81 193H82V190H81ZM81 193H79V194H81ZM85 193V192H84ZM99 193V192H98ZM104 193V192H103ZM116 193H118V191L116 192ZM120 193V192H119ZM124 193H122V194H124ZM133 193V192H132ZM138 193V192H137ZM142 193H144V192H142ZM146 193V192H145ZM161 193V194H162ZM221 193V192H220ZM242 193V192H241ZM241 193H239V194H241ZM33 194V193H32ZM43 194V193H42ZM55 194V193H54ZM59 194V193H58ZM121 194V193H120ZM119 194V195H120ZM129 193H127V195H128ZM135 193H133L132 195H134ZM141 194V193H140ZM139 194V195H140ZM151 194V193H150ZM156 194H158V193H156ZM170 194V193H169ZM182 194V193H181ZM196 194V193H195ZM212 194V193H211ZM215 194V193H214ZM214 194H212V195H214ZM219 194V193H218ZM236 194H238V193H236ZM248 194V193H247ZM39 195V194H38ZM41 195V194H40ZM71 195V194H70ZM89 195V194H88ZM87 195V196H88ZM126 195V194H125ZM146 195V194H145ZM153 195V194H152ZM151 195V196H152ZM160 195V194H159ZM184 195V197H186L185 196V193L183 194ZM190 195V196H191ZM231 195V194H230ZM234 195V194H233ZM43 196V195H42ZM79 196V195H78ZM83 196V195H82ZM87 196H86V198H87ZM116 196V195H115ZM129 196V195H128ZM131 196V195H130ZM137 196V195H136ZM156 196V195H155ZM169 196V195H168ZM172 196V195H171ZM182 195H180V197H181ZM206 196V195H205ZM215 196V195H214ZM220 196V195H219ZM114 197V196H113ZM123 197V196H122ZM138 197V196H137ZM142 197V196H141ZM146 197V196H145ZM174 197V196H173ZM179 197V196H178ZM183 197V198H184ZM189 197V195L186 197V198H188ZM248 197H249V195H248ZM255 197V196H254ZM33 198H34V196H33ZM43 198V197H42ZM86 198L84 199V200H86ZM112 198V197H111ZM118 198H120L121 199V197H117V199ZM124 198V197H123ZM132 198V199H131ZM134 197L132 196V197H129V199H131V201L132 200H134L133 199ZM139 198V197H138ZM197 198V197H196ZM200 198V199H201ZM208 197H206L205 199H207ZM218 198V197H217ZM230 198V197H229ZM251 198V197H250ZM39 199V201H40V198H38ZM56 199V198H55ZM54 199V200H55ZM82 199H83V197H82ZM113 199V201H114V198H112ZM119 199V200H120ZM124 199H126V198H124ZM149 199V198H148ZM170 199H173V198H171L170 197ZM219 199V198H218ZM218 199H217V201H218ZM225 199V198H224ZM43 200V199H42ZM41 200V201H42ZM77 200H79V198H77ZM81 200V199H80ZM89 200V199H88ZM119 200H118V203H119ZM139 200H140V198H139ZM138 200V201H139ZM142 200V199H141ZM180 200H187V199H180ZM179 200V201H180ZM194 200V199H193ZM198 200V199H197ZM204 200V199H203ZM240 200H241V197H240ZM250 200V199H249ZM255 200V199H254ZM40 201V203H42ZM83 201V200H82ZM130 201V200H129ZM194 201H196V200H194ZM205 201V200H204ZM204 201H201V203H203ZM237 201H239V200H237ZM79 202V201H78ZM114 202H116V201H114ZM152 202V201H151ZM150 202V203H151ZM159 202H160V200H159ZM191 202H193V201H191ZM208 202H209V199H208ZM240 202V201H239ZM243 202H244V200H243ZM39 203V204H40ZM57 203V202H56ZM54 204V205H57V204ZM60 203V202H59ZM76 203V202H75ZM82 203V202H81ZM86 203V202H85ZM108 203V202H107ZM133 203V202H132ZM138 203V202H137ZM180 203V202H179ZM179 203H177V205H176V210H178L177 208L178 207H181V206H183L185 203H188V202H186V201H184L183 203V205L181 204H179ZM190 203V202H189ZM201 203H198V204H201ZM206 203V202H205ZM230 203H232V201L230 202ZM234 203V202H233ZM237 203V202H236ZM53 204V203H52ZM78 204V203H77ZM76 204V205H77ZM80 204V203H79ZM83 204V203H82ZM115 204H117V203H115ZM121 204H123V200H122V203ZM127 204H128V201H127ZM135 204V203H134ZM164 204V203H163ZM195 204V203H194ZM210 204V203H209ZM241 204V203H240ZM43 205V204H42ZM53 205V206H54ZM59 205V204H58ZM57 205V206H58ZM137 205V204H136ZM149 205V204H148ZM188 204H186V206H187ZM190 205V204H189ZM193 205V204H192ZM218 205V204H217ZM216 204H212V205H210V206H208L207 208H206V210L204 209V211H202V212H204V213H206L207 214V212H211V214H212V212H214V210H215V208H217L216 206H217ZM233 205V204H232ZM231 205V206H232ZM52 206V205H51ZM56 206V207H57ZM65 206H66V204H65ZM83 206V205H82ZM112 206H114L113 204H112ZM123 206H124V204H123ZM132 205H130V207H131ZM140 206V205H139ZM150 206V205H149ZM56 207H55V209H56ZM73 207H75V206H73ZM81 207V206H80ZM84 207H86V205L84 206ZM83 207V208H84ZM119 207H121V205L119 206ZM125 207V206H124ZM127 207H128V205H127ZM151 207H154V206H151ZM167 207V206H166ZM184 207H185V205H184ZM202 207V206H201ZM219 207H220V205H219ZM229 207V206H228ZM45 208V207H44ZM44 208H43V210H44ZM54 208V207H53ZM52 208V209H53ZM72 208V207H71ZM76 208V207H75ZM87 208V207H86ZM112 208V207H111ZM123 208V207H122ZM120 209L121 211L123 210V209ZM135 208V207H134ZM133 208V209H134ZM161 208V207H160ZM164 208H165V206H164ZM163 208V209H164ZM200 208V207H199ZM232 208V207H231ZM231 208H230V210H231ZM249 208V207H248ZM40 209V208H39ZM45 209H47V208H45ZM79 210L78 211H80L81 209L80 208H78ZM103 209H105V208H103ZM102 209V210H103ZM114 209V208H113ZM130 210H131V208H129ZM138 209H139V207H138ZM137 209V210H138ZM140 209H142V207L140 208ZM148 209V207L146 208V210ZM150 209V208H149ZM155 209H156V207H155ZM190 209V208H189ZM192 209V208H191ZM194 209V208H193ZM203 209V208H202ZM202 209H200V210H202ZM237 209V208H236ZM235 209V210H236ZM252 209H254V208H252ZM258 209V208H257ZM51 210V209H50ZM63 210V209H62ZM62 210H61V212H62ZM72 210H74V209H72ZM71 210V211H72ZM77 210V209H76ZM116 210H117V208H116ZM126 210H128V209H126ZM136 210V211H137ZM144 209H142V212L144 213V211H143ZM153 210V209H152ZM165 210V209H164ZM173 210H174V208H173ZM183 210V209H182ZM181 210V211H182ZM186 210H187V207H186ZM199 210V211H200ZM225 210H226V208H225ZM228 210H229V208H228ZM249 210H251V209H249ZM47 211V210H46ZM77 211V212H78ZM140 211V210H139ZM150 211H151V209H150ZM155 211V210H154ZM161 211V210H160ZM192 211H196V208H195V210H192ZM221 211H223L222 209H221ZM259 211V210H258ZM59 212V211H58ZM77 212H75V213H77ZM84 212V211H83ZM83 212H82V214H83ZM104 212H105V210H104ZM116 212V211H115ZM126 212H128V211H126ZM125 212V213H126ZM152 212V211H151ZM159 212V211H158ZM163 212V211H162ZM190 212V210L188 211V213ZM201 212V211H200ZM218 212H220V211H218ZM35 214H36V212H34ZM50 213V212H49ZM52 213V212H51ZM56 213V212H55ZM72 214L74 213V212H71ZM85 213V212H84ZM105 213H107V212H105ZM117 213V212H116ZM118 213H120V211L118 212ZM122 213H124V212H122ZM134 213H137V212H134ZM141 213V212H140ZM143 213H141V214H143ZM149 213V212H148ZM154 213V212H153ZM152 213V214H153ZM175 213V212H174ZM177 213H179V212H177ZM184 213V212H183ZM187 213V212H186ZM192 213V212H191ZM195 213L196 212H194V214H192V215H195ZM226 213H229V211H227ZM225 213V214H226ZM246 213V212H245ZM71 214V215H72ZM81 214V215H82ZM86 214V213H85ZM92 214V213H91ZM104 214V213H103ZM141 214H140V216H141ZM155 214V213H154ZM163 214V213H162ZM161 214V217L159 216V217H157V221L158 222H161L162 223V221L165 219V215L167 214H165V215H162ZM182 214V213H181ZM180 214V215H181ZM190 214V213H189ZM197 214H199L198 212L196 213V217H197ZM209 214V213H208ZM214 214H215V212H214ZM238 214V213H237ZM250 213H249V211H248V213H246V214H244V215H249ZM252 214H254V213H252ZM66 215V214H65ZM75 215V214H74ZM74 215H72V216H74ZM78 215V214H77ZM100 215V214H99ZM107 215V214H106ZM105 214H104V216H106ZM110 215H113V214H110ZM109 215V216H110ZM125 215V214H124ZM126 215H128L127 213H126ZM125 215V216H126ZM130 215V214H129ZM131 215H132V213H131ZM134 215V214H133ZM149 215V214H148ZM157 215V214H156ZM159 215V214H158ZM187 215V214H186ZM201 215V214H200ZM222 215V214H221ZM220 215V216H221ZM35 216H37V215H35ZM64 216V215H63ZM80 215H78V217H79ZM83 216V215H82ZM104 216H103V219H104ZM114 216V215H113ZM111 217V219L112 218H114V220H115V217ZM116 216V215H115ZM120 216V215H119ZM121 216H122V214H121ZM135 216H137V215H135ZM151 216V215H150ZM173 216V215H172ZM171 216V217H172ZM176 215H174L173 216V218L175 217ZM189 216H191V215H189ZM194 216V217H195ZM60 217V216H59ZM76 216H74L73 218H75ZM88 217V216H87ZM92 217H94V216H92ZM91 216H90V218H92ZM118 217V216H117ZM126 217H128V216H126ZM148 217V216H147ZM146 217V218H147ZM178 217H179V214H178ZM181 217V216H180ZM188 217V216H187ZM186 217V218H187ZM200 217V216H199ZM198 217V218H199ZM242 217V216H241ZM85 218V217H84ZM109 218V217H108ZM124 218V217H123ZM130 218V217H129ZM128 218V219H129ZM133 217H131V219H132ZM137 218V217H136ZM135 218V219H136ZM140 218H143V217H140ZM150 218V217H149ZM166 218H167V216H166ZM168 218H169V216H168ZM172 218V219H173ZM182 218V217H181ZM185 218V219H186ZM190 218V217H189ZM201 218H203V217H201ZM214 218V217H213ZM216 218V217H215ZM239 218V217H238ZM237 217L235 218V219H238ZM36 219V218H35ZM56 219V218H55ZM55 219H54V221H55ZM82 219V218H81ZM99 219H100V216H99ZM102 219V218H101ZM105 219H106V217H105ZM126 219V218H125ZM125 219H124V221H125ZM130 219V220H131ZM139 218H137V220H138ZM152 219V218H151ZM150 219V220H151ZM171 219V220H172ZM175 219H176V217H175ZM183 219V218H182ZM195 219V218H194ZM197 219V218H196ZM205 219V218H204ZM208 219V218H207ZM221 219H222V217H221ZM225 219V218H224ZM229 219V218H228ZM242 219V218H241ZM245 219V218H244ZM247 219V218H246ZM77 220V219H76ZM78 220H79V218H78ZM77 220V221H78ZM85 220V219H84ZM97 220V219H96ZM113 220V219H112ZM117 220H122V219H117ZM116 220V221H117ZM129 220V221H130ZM145 220L146 219H144V221H143V223L145 222ZM156 220V219H155ZM170 220V221H171ZM187 220V219H186ZM198 220V219H197ZM210 220V219H209ZM208 220V221H209ZM57 221H58V219H57ZM81 222H82V220H80ZM132 221V220H131ZM133 221H134V219H133ZM151 221H153V219L151 220ZM165 221V220H164ZM169 221V220H168ZM173 221H174V219H173ZM189 221V220H188ZM188 221H184V223L185 222H188ZM194 222L193 221V219L192 220H190V222ZM229 221V220H228ZM63 222V221H62ZM61 222V223H62ZM81 222H80V224H81ZM94 222V221H93ZM99 222V221H98ZM126 222H127V219H126ZM146 222H148L147 220H146ZM154 222V221H153ZM172 222V221H171ZM175 222H176V220H175ZM183 222V221H182ZM189 222V223H190ZM191 222V223H192ZM53 223V222H52ZM61 223H59V224H61ZM91 223V222H90ZM100 223V222H99ZM112 223V222H111ZM110 223V224H111ZM114 223V225H115V221L113 222ZM121 223V222H120ZM125 223V222H124ZM121 224L120 225V227H118L119 228V231H118V234H117V237H115L114 236V238H116V240H114L113 239V241H110V243L108 242V249H110L111 250V248H112V245H113V243L114 242H117V243H119V246L120 247H122V248H124V246H126L125 248H127V246H133V248L134 249H130L131 251L132 250H134L133 252H132V254H129V255H132V256H134V254L135 255H137L136 253L137 252H140L139 251V248L145 243V239H144V236H143V238L141 239L140 238V236H138L137 234H139L138 232H137V234H135V230H134V232L131 230V228L133 227L134 228V226L132 225L131 226V228L129 227V226H127V224L125 223V224ZM155 223H156V221H155ZM154 223V224H155ZM168 223V222H167ZM179 223H181V221L179 222ZM178 223V224H179ZM196 223V222H195ZM200 223H202L201 221H200ZM207 223V222H206ZM55 224V223H54ZM96 224V223H95ZM102 224V223H101ZM130 224H135V223H130ZM129 224V225H130ZM136 224H138V223H136ZM154 224H152L151 223V225H153L154 226ZM159 223H157V225H158ZM162 224H164V223H162ZM194 224V223H193ZM192 224V226H194ZM203 224V223H202ZM207 224H209V223H207ZM258 224V223H257ZM78 225V224H77ZM82 226H83V223L81 224ZM142 225V227H143V224H141V223H139V226H141ZM145 225V224H144ZM168 225V224H167ZM177 225V224H176ZM180 225V224H179ZM189 225H191V224H189ZM197 225H199V224H197ZM252 225V224H251ZM57 226L58 225H56L55 227L57 228ZM81 226V227H82ZM98 226H100V225H98ZM97 226V227H98ZM117 226V224L114 226V228ZM119 226V225H118ZM138 226V225H137ZM136 226V227H137ZM148 226H149V223H148ZM147 226V227H148ZM164 226V225H163ZM181 226H183V224H181ZM188 225H186V226H184V228L186 227V228H189V227H187ZM209 226V225H208ZM217 226V225H216ZM220 226V225H219ZM262 224H258L256 227H251L250 225H248V229H246V230H244V231H242V233H233V234H236L235 235V238L232 236L231 237V234L232 233H228V234H225V237H222V238H218V240H213V241H209V242H207L205 245H204V241H203V244H202V247H200L201 248V251H202V253L199 255L198 254V252L196 253V251H197V249H199V248H197V249H192V247H191V249H192V259H190V260H188V261H190V263H196V264H198L199 262H201V264H214V262L216 261V256H219V255H221V256H228L229 255V257L231 256V254L232 253H234L236 250H239V249H243V250H245V251H249L250 253L252 252V253H256V254H259V256H261L262 258L264 257V253H260V251H259V248L257 249V247L258 246H262V248L264 247V234L261 232V229H262ZM48 227V226H47ZM52 227V226H51ZM51 227H49L50 229H51ZM59 227V226H58ZM76 227V226H75ZM80 227V228H81ZM105 227V226H104ZM136 227H135V229H136ZM145 227H146V225H145ZM154 227H156V226H154ZM164 227H166V226H164ZM177 227V226H176ZM179 227V226H178ZM195 227H198L199 228V226H195ZM213 227V226H212ZM72 228V227H71ZM80 228H78V230L80 229ZM117 228V227H116ZM138 228V227H137ZM168 228V227H167ZM172 228V227H171ZM183 228V229H184ZM203 228V227H202ZM207 228H209V227H207ZM76 229V228H75ZM84 229V228H83ZM91 229V228H90ZM90 229H88V233L86 234V239L83 241V243H90L89 242V237H90V233L91 232H89V231H91ZM99 229V228H98ZM108 229H110V227L108 228ZM139 229L141 230V228L139 227ZM158 229V228H157ZM164 229V228H163ZM170 229V228H169ZM173 229H175V228H173ZM190 229V228H189ZM192 229V228H191ZM190 229V230H191ZM201 229V228H200ZM205 229V228H204ZM250 229V230H249ZM47 230V229H46ZM49 230V229H48ZM81 230L82 229H80V233H81ZM96 230H97V228H96ZM113 230H115V229H113ZM143 230V229H142ZM148 230V229H147ZM150 230V229H149ZM152 230V229H151ZM156 230V229H155ZM179 230H182V229H178V231L177 232H179ZM190 230H188V231H190ZM202 230V229H201ZM207 230V229H206ZM210 230V229H209ZM248 230L250 231L249 232V235L248 236H244V232H248ZM52 231V230H51ZM51 231H49V232H51ZM116 231V230H115ZM114 231V232H115ZM163 231V230H162ZM166 231V230H165ZM168 231V230H167ZM176 231V230H175ZM187 231V232H188ZM193 232L195 231V230H192ZM211 231V230H210ZM241 231V230H240ZM53 232H55V231H53ZM77 232V231H76ZM79 232V231H78ZM84 232H86V231H84ZM146 232V231H145ZM158 232V231H157ZM161 232V231H160ZM185 232V231H184ZM196 232V231H195ZM194 232V233H195ZM52 233V232H51ZM50 233V234H51ZM80 233H79V235H80ZM96 233H97V231H96ZM106 233V232H105ZM110 233V232H109ZM150 232H148V234H149ZM152 233H153V231H152ZM155 233V232H154ZM168 233V232H167ZM183 233V232H182ZM193 233V234H194ZM212 233V232H211ZM44 234V233H43ZM48 234V233H47ZM76 234V233H75ZM110 234H112V235H114V233H112V231H111V233ZM140 234H142V233H140ZM147 234V235H148ZM156 234V233H155ZM160 234V233H159ZM162 234V233H161ZM178 234V233H177ZM181 233L179 232V235H180ZM197 234H199V233H196V235ZM210 234V233H209ZM237 234H238V236H237ZM247 234V233H246ZM55 235V234H54ZM146 235V234H145ZM211 235V234H210ZM76 236V235H75ZM83 236V235H82ZM98 236H99V234H98ZM97 236V237H98ZM107 237H108V235H106ZM153 236H154V234H153ZM153 236H152V238H153ZM162 236H166V235H162ZM174 236L176 237V235L174 234ZM178 236V235H177ZM180 236H182V235H180ZM193 236V235H192ZM203 237H202V239L206 236L205 234L204 235H202ZM213 236V235H212ZM218 236V235H217ZM216 236V237H217ZM237 236V237H236ZM47 237H48V235H47ZM80 237V236H79ZM105 237V236H104ZM103 237V238H104ZM111 237V236H110ZM108 238V239H111V238ZM150 238H151V236H149ZM157 237V236H156ZM158 237H159V235H158ZM171 237H173V234H172V236ZM183 237H185V236H183ZM195 237V236H194ZM200 238H201V236H199ZM211 237V236H210ZM209 237V238H210ZM220 237V236H219ZM49 238V237H48ZM52 238H53V236H52ZM160 238H161V236H160ZM165 238V237H164ZM168 238V237H167ZM178 238V237H177ZM208 238V237H207ZM91 239V238H90ZM107 238L105 237V240H106ZM157 239V238H156ZM156 239H154V240H156ZM163 239V238H162ZM169 239V238H168ZM183 239V238H182ZM181 239V240H182ZM186 239V238H185ZM190 239H192V238H190ZM194 239V238H193ZM196 239V238H195ZM197 239H199V238H197ZM42 240V239H41ZM75 240V239H74ZM91 240H93V239H91ZM90 240V241H91ZM104 240V239H103ZM148 240V239H147ZM171 240H172V238H171ZM170 240V241H171ZM180 240V239H179ZM179 240L177 239V241L179 242ZM205 240V239H204ZM209 239H207V240H205V242L206 241H208ZM231 240V241H230ZM48 241V240H47ZM46 241V242H47ZM76 241V240H75ZM78 241H79V238H78ZM81 241V240H80ZM149 241V240H148ZM159 241H161V239L159 240ZM167 241V240H166ZM173 241H175V240H173ZM184 241V240H183ZM188 241H190L189 239H188ZM187 241V242H188ZM195 241V240H194ZM196 241H198V240H196ZM201 241V242H202ZM228 241H230V242H228ZM41 242V241H40ZM93 242V241H92ZM107 242V241H106ZM105 242V243H106ZM153 242V240L151 241V243ZM192 242H193V240H192ZM199 242V241H198ZM198 242H196V243H198ZM226 242H228V244H226L225 246H224V244L226 243ZM43 243V242H42ZM41 243V244H42ZM49 243V242H48ZM79 243V242H78ZM78 243L76 242V244H77V246H78ZM103 244H104V242H102ZM101 243V244H102ZM181 243V242H180ZM196 243H194L193 242V244H195V247H198L197 245H196ZM260 243V245H258L257 247H256V245L257 244H259ZM23 244V243H22ZM81 244V243H80ZM102 244V245H103ZM169 244V243H168ZM177 244V243H176ZM179 244V243H178ZM177 244V245H178ZM189 244V243H188ZM191 244V243H190ZM189 244V245H190ZM21 245V244H20ZM44 245V244H43ZM101 245V246H102ZM115 245V244H114ZM145 245V244H144ZM149 245H151V244H149ZM148 244H147V247L149 246ZM170 245H173V244H171L170 243ZM175 245V244H174ZM192 245V244H191ZM74 246V245H73ZM72 246V247H73ZM184 244L182 245V246H180V248H184ZM43 247V246H42ZM114 247V246H113ZM118 247V246H117ZM147 247H146V250H147ZM149 247H151V246H149ZM158 247V246H157ZM165 247H167V246H165ZM175 247H177L176 245H175ZM186 247V246H185ZM194 247V246H193ZM254 247H256V248H254ZM41 248V247H40ZM45 248V247H44ZM78 248V247H77ZM89 248V247H88ZM102 248V247H101ZM101 248H100V250H101ZM105 248V247H104ZM168 248V247H167ZM172 248V247H171ZM170 248V249H171ZM180 248H178V250L180 249ZM190 248V247H189ZM33 249V248H32ZM73 249V248H72ZM71 249V250H72ZM83 249V248H82ZM92 249V248H91ZM118 249H120V248H118ZM175 249V248H174ZM177 249V248H176ZM38 250V249H37ZM45 250V249H44ZM43 250V251H44ZM85 250V249H84ZM117 250V249H116ZM122 250V249H121ZM129 250V249H128ZM149 250V249H148ZM147 250V251H148ZM159 250H161V247L159 248ZM163 250V249H162ZM157 251V249L156 250H149V252H146V251H144L143 250V255H144V252H146L145 254H148L149 256H147L146 255V259L144 258V261L141 263V264H159V263H163V261H165L164 259H166L165 257H167V256H164V255H166V254H168L169 253V251H168V249H166V251H168V253H166L165 254V252H163V251ZM165 250V249H164ZM263 250V249H262ZM30 251H31V249H30ZM30 251H28V252H30ZM33 251H35V250H33ZM78 251V250H77ZM86 251V250H85ZM90 251V250H89ZM97 251V250H96ZM96 251H95V253H96ZM102 251H103V249H102ZM120 251V250H119ZM126 251V250H125ZM125 251H124V253H125ZM141 251H142V249H141ZM200 251V252H201ZM258 251V252H257ZM27 252V253H28ZM105 252V251H104ZM103 252V253H104ZM111 252V251H110ZM113 252V251H112ZM118 252V251H117ZM158 252V253H157ZM170 252H173L172 251V249H171V251ZM179 252V251H178ZM73 253H74V251H73ZM97 253H98V251H97ZM99 253H100V251H99ZM106 253V252H105ZM129 253V252H128ZM30 254V253H29ZM79 254V253H78ZM81 254V253H80ZM85 254V253H84ZM101 254H102V252H101ZM120 254V253H119ZM139 254V253H138ZM141 254V253H140ZM172 254V253H171ZM24 255V254H23ZM47 255V254H46ZM103 255V254H102ZM118 255V254H117ZM121 255V254H120ZM124 255V254H123ZM122 255V256H123ZM233 255V254H232ZM26 256V255H25ZM25 256H23V257H25ZM65 256V255H64ZM71 256V255H70ZM81 256V255H80ZM98 256V255H97ZM105 256V255H104ZM108 257L107 258H110L109 260H111V258L113 259V253H108V255H107ZM126 256V255H125ZM124 256V257H125ZM138 256H142V255H137V256H135V258H137ZM169 256H171V255H169ZM168 256V257H169ZM27 257V256H26ZM67 257H69V256H67ZM72 257H74V255L72 256ZM94 257H95V255H94ZM167 257V258H168ZM229 257H226L227 259L229 258ZM70 258V257H69ZM78 258V257H77ZM105 258V257H104ZM116 258V257H115ZM121 258V257H120ZM126 258V257H125ZM129 258V257H128ZM128 258H126L127 260H128ZM135 258L133 259V260H135ZM224 258V257H223ZM84 259H85V264H97L96 263V261H97V258H93V257H90V256H88L87 254H85V256H84ZM118 259H119V255H118ZM140 259H142V258H140ZM220 259V258H219ZM102 260H104V259H101V263H103V261ZM138 260H139V257H138ZM169 261H170V259H168ZM68 261V260H67ZM71 261H73V260H71ZM112 261V260H111ZM119 261V260H118ZM136 261H137V259H136ZM142 261V260H141ZM141 261H139L138 263H140ZM188 261H187V263H188ZM54 262V261H53ZM53 262H51V264L53 263ZM58 262V261H57ZM61 262V261H60ZM64 262V261H63ZM66 262V261H65ZM99 262V263H100ZM113 262V261H112ZM115 262H116V260H115ZM123 262V261H122ZM131 262H133L132 260H131ZM167 262V261H166ZM198 262V263H197ZM203 262V263H202ZM109 263V262H108ZM107 263V264H108ZM126 263H128V262H126ZM168 263V262H167ZM179 263V262H178ZM186 263V262H185ZM74 264H79L78 262H75ZM111 264V263H110ZM117 264V263H116ZM124 264H125V262H124ZM132 264V263H131Z\"/></svg>",
  "mask_w": 264,
  "mask_h": 264
}]
</instances>
